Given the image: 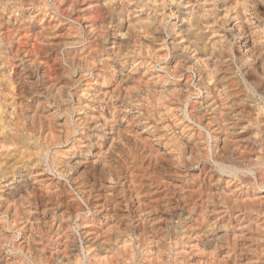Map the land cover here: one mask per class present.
<instances>
[{
	"label": "bare ground",
	"instance_id": "obj_1",
	"mask_svg": "<svg viewBox=\"0 0 264 264\" xmlns=\"http://www.w3.org/2000/svg\"><path fill=\"white\" fill-rule=\"evenodd\" d=\"M97 5H101L102 8H104L103 13L106 11L107 16L104 14V16H106L107 18H109V20L113 19L112 21L108 20L109 22L108 25L109 27L113 25L115 27H118V31H120L119 33H121L122 35H125L127 38L131 37V36H135V35H139L141 36V38H145L147 37V34L149 35L148 32V28L151 25V23H155L157 21V15H154V12L156 13H160L158 12L159 8L160 11H162V9H164L165 7H171L169 11L170 14L173 15V19L176 20V18L180 19L183 24H185V29L189 30L188 32H190V34L195 35L196 37L193 40L194 42L191 43L192 41H190V43L186 44H181L179 46H177V54L179 53L180 55H186L188 56V54L193 55L194 58V65H196L195 70L197 69L199 72V77L202 78L203 74H207L208 71H205V68L202 66L203 65V60L207 59V55L202 57V53H209V55L211 57H213L215 60L220 61V64L222 62H229L230 64H232V66L235 68L236 72L240 75L241 79H242V83L244 84V88H241L244 90L242 91L243 93H240L242 98H244V100H250L252 102L253 105V111L257 112L258 117L257 118H250L248 119V125L246 126V129H248L252 134V136L254 137L255 141H254V149H252V146H249L248 148L243 147V149H241V146L237 145H232L229 148H226L225 145L223 147V152L221 151V153H223L221 160L223 157L229 158L233 160V163H235L237 169L239 170H235L236 172L232 173L230 172V170H228V172H225V174L227 175V173H231L228 175V180H225V183L228 184V182L236 180L238 181V185L241 183H245V182H249V180L247 181L245 179V176L248 174L246 173L243 168L245 166L249 167L250 170H248L250 173H252L254 180H256L257 182V189L259 190V192L264 191V142L262 141V133L264 132V127L260 124V118L264 117V0H0V56L2 57V55H4L5 48L9 47V45L13 44V41H16V36L19 35L21 30H26L27 31V25L30 23L34 22H47L48 27L45 29V31L39 36L40 40H45L47 38L50 37H54L57 33L58 35H60L62 37V40L56 45L55 52L57 53H68L70 52L69 57L71 56V51H81L85 46L83 40L85 39V37H95L96 41L94 46V49L97 47V50L100 52L99 54H101V52H107V53H113L114 51V42L112 41V36L110 37L109 32L111 31H103L104 29H102L104 25L100 24L99 27H102V31L101 29L99 30V28H97L98 25H96L95 22V16L93 17L94 19H90L89 16H87L88 12L86 13L85 11H87L89 8H92L97 6ZM104 5V6H102ZM101 7H97V9L101 8ZM168 8V9H169ZM182 10V14L178 15L177 10ZM91 10V9H90ZM102 10V9H101ZM149 10V11H148ZM150 10L154 11L152 12V14L150 13ZM166 11V10H164ZM93 13V12H92ZM95 13V12H94ZM163 13V12H162ZM76 17H75V16ZM166 15V14H165ZM97 16V15H96ZM160 16V15H159ZM170 16V15H169ZM103 17V16H102ZM101 18V17H100ZM104 18V17H103ZM102 18V20H103ZM172 18V17H171ZM169 18V19H171ZM159 19V18H158ZM168 19V18H167ZM101 20V21H102ZM165 20V19H164ZM163 20V21H164ZM105 21V20H103ZM169 21V20H168ZM167 21V22H168ZM171 21V20H170ZM30 22V23H29ZM99 22V21H98ZM160 22V21H159ZM28 23V24H27ZM38 23H36L38 25ZM75 23L78 26H72L75 27L73 30L71 29V24ZM102 23V22H101ZM105 23V22H104ZM103 23V24H104ZM164 23V22H162ZM178 23V22H177ZM70 24V25H69ZM176 24V21L172 22V27H174ZM182 24V25H183ZM67 25L69 31L67 30V27L65 26ZM69 25V26H68ZM107 25V27L105 26L104 28H109ZM162 24H160L161 26ZM31 26V25H30ZM43 26V25H42ZM63 26V27H62ZM64 26L66 27V30L64 28ZM155 26V25H154ZM62 27V28H61ZM164 27V26H163ZM5 28H11L9 30V32L5 31L7 29ZM31 28V27H29ZM42 28V27H41ZM61 28V29H59ZM111 28V27H110ZM151 28V27H150ZM162 28V27H161ZM177 28V27H176ZM184 28V27H183ZM5 29V30H4ZM59 29V30H58ZM71 29V31H70ZM113 29V28H111ZM115 29V28H114ZM113 29V30H114ZM156 29V28H155ZM154 29V30H155ZM164 29V28H163ZM170 29V28H169ZM168 29V30H169ZM179 29V28H178ZM29 30V29H28ZM43 30V29H41ZM40 30V32H41ZM108 30V29H107ZM173 30V29H172ZM197 30V31H196ZM199 30V31H198ZM23 31V32H24ZM39 31V30H38ZM62 31V32H59ZM174 31V30H173ZM32 32V31H31ZM112 32V31H111ZM156 32V31H155ZM154 32V33H155ZM169 32V31H168ZM175 32V31H174ZM178 31H176L175 33H177ZM197 32V33H195ZM205 33V36L204 33ZM22 33V32H21ZM30 34L29 31H27V33H25V35ZM39 33V32H38ZM60 33V34H59ZM114 33V32H113ZM118 33V34H119ZM152 33V32H151ZM173 33V32H172ZM171 33V34H172ZM117 34V31H116ZM115 34V35H116ZM170 34V33H168ZM167 34V35H168ZM24 35V34H23ZM35 35V34H34ZM114 35V34H113ZM114 35V36H115ZM165 35V34H164ZM177 36V34H174ZM192 35V36H193ZM28 36V35H27ZM30 36V35H29ZM28 36V37H29ZM57 36V35H56ZM55 36V38H56ZM120 36V35H119ZM170 36V35H168ZM183 36V35H182ZM186 36V35H184ZM191 36V35H190ZM21 37V35H20ZM26 37V36H24ZM124 37V36H123ZM173 37V35H172ZM171 37V38H172ZM175 37V36H174ZM22 38V37H21ZM35 38V36H34ZM136 38V37H135ZM178 38V36H177ZM188 38V37H187ZM18 39H20L18 37ZM37 39V38H35ZM181 39V38H180ZM178 38V40H180ZM22 40V39H21ZM94 40V39H93ZM183 40V38L181 39V41ZM186 40V38L184 39ZM14 41V42H15ZM34 41V40H33ZM125 41H127L125 39ZM137 41V40H136ZM134 41V42H136ZM175 40H173L174 42ZM177 41V40H176ZM21 42V41H20ZM47 42V41H46ZM45 42V43H46ZM52 42V41H51ZM171 42V41H170ZM179 42V41H178ZM177 42V43H178ZM183 42V41H182ZM23 43V42H22ZM21 43V44H22ZM42 43V42H41ZM56 43V42H55ZM90 43V42H89ZM88 43V44H89ZM143 43V42H142ZM165 43V42H164ZM20 44V43H18ZM21 44L18 45L21 48ZM27 44V43H26ZM44 44V43H42ZM84 44V45H83ZM87 44V45H88ZM141 44V43H140ZM163 44V43H162ZM200 44V46L198 45ZM23 45H25L23 43ZM22 45V47H23ZM31 45V44H30ZM38 45V44H37ZM46 45V44H45ZM122 45V44H121ZM172 45V44H171ZM196 47H193V46ZM12 46V45H11ZM15 46V45H14ZM17 46V45H16ZM15 46V47H16ZM54 46V45H53ZM91 46V44L89 45ZM88 46V47H89ZM52 47V46H51ZM19 48V47H18ZM28 48V47H27ZM31 48V47H30ZM90 48V47H89ZM92 49V48H90ZM13 49V48H12ZM24 49V48H23ZM33 49V48H32ZM51 49V48H50ZM123 49V48H122ZM152 49V48H151ZM7 50V49H6ZM16 50V49H15ZM18 50V49H17ZM7 51H11V50H7ZM27 51V50H26ZM31 51V50H30ZM54 51V50H53ZM128 51V54H130L132 57L136 56V58L134 59V61L136 62L137 58H139V54L143 51L142 48L139 45H134L132 47V49L130 50H126ZM29 52V49H28ZM52 52V51H50ZM90 51H88L87 53H89ZM116 52V51H115ZM118 52V51H117ZM169 54H173V52L171 51V48L169 49V51H166ZM18 53V52H17ZM53 53V52H52ZM77 53V52H76ZM73 54L74 56L76 55ZM92 54V52H90ZM164 53V52H163ZM175 53V52H174ZM7 54V53H6ZM5 54V56H6ZM85 54V52H84ZM78 55L76 58H72L73 60H70L71 58H69V62L68 65H70V68H72V70L74 69V73L73 74H66V82H65V86L62 87L61 89L57 90L55 87L56 92H47L46 93V97L43 96V98L40 99V104L42 105V107H44L46 109L47 115L49 116V118L53 121V128H54V134L52 135L49 142V145H47L46 148L52 147V149H54L53 147L58 146L65 143L68 144L69 146L67 149H70V151L72 149H76V148H80L83 145H85V143L83 144L82 140L85 139L84 137L82 138V140H80L81 138L77 137V133H81L82 129H83V125L82 124V120H81V110L84 106L83 102H82V98L84 99L85 95H87V93L89 92L88 89L92 86L91 84L94 83L96 80L97 81V76H92V72L89 71V74L93 77L92 79H87L86 77V72L88 71V69L90 68V66H92V64L94 63L92 58H88L85 55ZM97 53H94L93 55H96ZM105 54V53H104ZM149 54V53H148ZM152 54V53H151ZM149 54V55H151ZM178 55H174L175 58ZM24 55V54H23ZM28 55V54H27ZM31 55V54H30ZM59 56H61L60 54H58ZM58 55H56L58 57ZM92 55V56H93ZM142 55V54H140ZM156 55V54H155ZM159 55V54H158ZM9 56V54H8ZM91 55H89L90 57ZM91 56V57H92ZM126 56V55H125ZM167 56V54H166ZM186 56V57H187ZM27 57V56H26ZM128 57V56H126ZM125 57V58H126ZM162 57V56H161ZM192 57V56H191ZM205 57V58H204ZM4 58V56L2 57ZM23 58V56H22ZM28 58V57H27ZM67 58V57H66ZM94 58V57H93ZM103 58V57H102ZM148 58V57H147ZM182 58V57H181ZM64 59V58H63ZM98 59V58H97ZM106 59V58H105ZM131 59V58H130ZM160 58H158V56L152 60L149 61V63L147 64L150 65L149 70L154 69L155 71H157L158 73L160 71H164L165 67L162 65V63L158 60ZM212 59V58H211ZM210 59V60H211ZM212 59V60H214ZM1 63H2V59H0ZM4 60V59H3ZM31 60V59H30ZM100 60V59H99ZM133 60V58H132ZM166 60V59H165ZM214 60V61H215ZM5 61H7V59H5ZM9 61V60H8ZM7 61V62H8ZM27 61V60H26ZM32 61V60H31ZM30 61V62H31ZM20 62V61H19ZM29 62V61H28ZM27 62V63H28ZM29 62V63H30ZM61 62V61H59ZM142 62V61H141ZM166 62V61H164ZM209 62V61H208ZM18 63V62H17ZM16 63V65H17ZM191 63V64H193ZM219 63V62H217ZM216 63V64H217ZM229 63H227V65L229 66ZM6 63L4 62V65ZM32 64V63H31ZM184 64H186L184 62ZM209 64V63H208ZM211 65L215 64V62L210 63ZM225 64V63H224ZM3 65V63L1 64V66ZM10 65V64H9ZM27 64H25L26 66ZM64 65V64H63ZM97 65V64H96ZM133 65V64H132ZM136 65V63H135ZM166 65V64H165ZM178 65V64H177ZM176 65V66H177ZM207 65V63H206ZM223 66V64H221ZM20 68L23 69L24 64L23 61L21 60V62L19 63ZM29 66V65H28ZM146 66V67H147ZM186 66V65H185ZM205 66V64H204ZM218 66V65H217ZM220 66V65H219ZM31 67V65H30ZM32 67H35L32 66ZM65 67V65H64ZM64 67L62 69H64ZM143 67V66H142ZM175 68V62H174V66ZM195 67V66H194ZM12 68V67H11ZM10 68V69H11ZM28 70L32 73V69L29 67ZM25 68V69H26ZM68 68V67H67ZM96 68V67H95ZM149 68V66H148ZM147 68V69H148ZM170 68V67H168ZM186 68V67H185ZM192 68V67H191ZM212 68V67H211ZM210 68V69H211ZM230 68V67H229ZM2 69V68H1ZM0 69V70H1ZM94 69V68H93ZM92 69V71H93ZM146 69V70H147ZM176 69V68H175ZM174 69V70H175ZM213 69V68H212ZM8 70V69H6ZM12 70V69H11ZM27 70V69H26ZM27 70V71H28ZM65 70V69H64ZM69 70V68H68ZM71 70V72H73ZM170 70V69H169ZM181 70V69H180ZM208 70V69H207ZM224 70V69H223ZM4 71V69H3ZM10 71V70H9ZM21 71V70H20ZM21 71V72H22ZM25 71V72H27ZM153 71V70H152ZM166 71V70H165ZM173 71V69H172ZM227 71V69H226ZM231 71V70H229ZM234 71V69L232 70V72ZM91 72V73H90ZM94 72V71H93ZM171 72V70H170ZM197 72V71H196ZM197 72V73H198ZM213 72V70H212ZM216 72V69H215ZM235 72V71H234ZM3 73V72H2ZM1 73V74H2ZM5 73H7L5 71ZM29 73V72H28ZM30 73V74H31ZM64 73V72H62ZM102 73V72H100ZM151 73V72H150ZM154 73V72H153ZM151 73V74H153ZM174 73V72H172ZM236 73V75H237ZM27 74V73H26ZM36 74V73H33ZM32 74V75H33ZM95 74H99L98 72ZM150 74V75H151ZM185 74V73H184ZM190 74V73H189ZM211 74V73H210ZM218 74V72H217ZM216 74V75H217ZM235 74V73H234ZM4 75V73L2 74ZM0 75V76H2ZM8 75V74H7ZM5 75V76H7ZM29 75V74H28ZM100 75V74H99ZM102 75V74H101ZM156 75V74H155ZM162 74L159 73V79H160V83H164L163 85H167V83H169L172 80H168L170 76H168V78H163V76H161ZM165 75V74H164ZM176 75V74H174ZM173 75V76H174ZM180 75V74H179ZM212 75V74H211ZM215 75V74H214ZM215 75V76H216ZM225 75V74H224ZM35 76V75H34ZM34 76H30L27 77V79H23L20 82L21 88H26L28 87L29 89H27L29 91V95L30 96H35L36 94V90L35 89V78ZM37 76V74H36ZM103 76V75H102ZM154 76V75H153ZM152 76V77H153ZM177 76V75H176ZM175 76V77H176ZM202 76V77H201ZM232 74L230 75L229 78H231ZM63 77V76H62ZM90 77V76H88ZM94 77H96V79H94ZM104 77V76H103ZM178 77V76H177ZM211 77V76H209ZM220 77V76H219ZM218 77V79H219ZM223 77V76H222ZM220 77V78H222ZM227 77V76H224ZM223 77V78H224ZM235 77V76H234ZM232 77V78H234ZM239 77V76H238ZM4 78V77H2ZM8 78V77H7ZM171 78V77H170ZM213 78V77H212ZM212 78L210 79L212 81ZM237 78V77H236ZM5 79V78H4ZM149 79V78H147ZM146 79V80H147ZM154 79V78H153ZM158 79V78H157ZM174 79V78H173ZM206 79V78H205ZM209 79V78H208ZM207 79V80H208ZM215 79V77L213 78ZM216 81H219V80ZM1 80V79H0ZM15 80V78H14ZM17 80V79H16ZM102 80V78H101ZM142 80V79H141ZM151 80V79H150ZM169 82H168V81ZM175 80V79H174ZM173 80V82H174ZM177 80H180L179 78H177ZM176 80V81H177ZM188 80V79H187ZM186 80V81H187ZM224 79H222L223 81ZM229 80V79H228ZM237 80V79H236ZM240 80V78H239ZM3 81V80H2ZM9 81V79H8ZM6 81V82H8ZM10 80V84L13 85L11 83ZM19 81V80H18ZM17 81V82H18ZM38 81V80H37ZM100 81V80H99ZM99 81L97 83H99ZM152 81V80H151ZM157 81V80H156ZM183 81V80H182ZM231 81V80H230ZM150 82V81H147ZM172 82V83H173ZM179 82V81H178ZM206 82H210L209 80ZM220 82V81H219ZM1 83V82H0ZM5 83V82H4ZM15 83V81H14ZM100 83H102L100 81ZM99 83V84H100ZM145 83V82H144ZM152 83V82H151ZM155 83V82H154ZM185 83V82H184ZM214 83V81H213ZM223 83V82H222ZM221 83V85H222ZM230 83V82H229ZM3 84V83H2ZM9 84V85H10ZM19 84V82H18ZM17 84V85H18ZM142 84V83H141ZM158 83V85H161ZM183 84V83H182ZM203 84V83H202ZM216 84V83H214ZM213 84V85H214ZM224 85H226L225 83H223ZM228 84V83H227ZM233 84V82H232ZM61 85V84H60ZM75 85H78V91L77 90H72L73 87ZM101 85V84H100ZM99 85V86H100ZM147 85V83H146ZM145 85V86H146ZM197 85V84H196ZM199 85V84H198ZM205 85V84H203ZM237 86V84H235ZM240 85V82H239ZM238 85V87H239ZM14 86V85H13ZM12 86V87H13ZM34 86V87H33ZM97 86V87H99ZM105 86V85H104ZM110 86V85H109ZM156 86V85H155ZM170 86V85H169ZM182 86V85H181ZM230 86V85H229ZM234 86V85H232ZM231 86V87H232ZM235 86V88H236ZM60 86L58 85L57 88H59ZM101 87V86H100ZM152 87V86H151ZM162 87V86H161ZM184 87V85L182 86ZM187 87V86H186ZM193 87V86H192ZM204 87V86H203ZM206 87H208V85H206ZM214 87V86H213ZM213 87H211L213 89ZM216 87V86H215ZM237 87V88H238ZM15 88V87H14ZM34 88V89H33ZM76 88V86L74 87ZM115 89H118L116 87H114ZM150 88V86L148 87ZM198 88V87H197ZM218 88V87H216ZM227 88H229L227 86ZM46 90V88H44ZM113 87L111 88L112 91ZM160 89V88H158ZM163 89V88H162ZM161 89V90H162ZM179 89V88H178ZM185 89V88H184ZM194 89V88H193ZM200 89V88H199ZM198 89V91H200ZM202 89V87H201ZM209 89V88H208ZM222 89H225L222 85ZM12 89H10L11 91ZM19 90V89H18ZM21 90V89H20ZM19 90V91H20ZM43 90V89H42ZM92 90V89H91ZM96 90V89H94ZM101 90V89H100ZM105 90V89H104ZM119 90V89H118ZM121 90V89H120ZM119 90V92H120ZM137 90V89H136ZM153 90V89H152ZM157 91V89H155ZM160 90V91H161ZM175 90V89H174ZM210 90V89H209ZM219 90L216 89V91ZM221 90V88H220ZM226 90V89H225ZM224 90V92H225ZM228 90V89H227ZM3 91V90H2ZM17 91V90H16ZM15 91V92H16ZM38 91V90H37ZM98 91V89H97ZM103 91V90H102ZM110 91V90H109ZM110 91V92H111ZM115 91V90H114ZM112 91V92H114ZM154 91V90H153ZM178 91V90H177ZM191 91V90H190ZM189 91V92H190ZM193 91V90H192ZM197 91V92H198ZM211 91V90H210ZM215 91V92H216ZM223 91V90H222ZM232 91V90H231ZM237 91H239L237 89ZM7 93V91H5ZM9 92V90H8ZM14 91L11 92V97ZM14 92V93H15ZM22 92H24L22 90ZM42 92V91H41ZM40 92V93H41ZM44 92V91H43ZM93 92V90H92ZM99 92V91H98ZM109 92V93H110ZM117 92V91H116ZM114 92L115 97L118 96V93ZM152 92V91H151ZM159 93V91H157ZM174 92V91H172ZM180 92V91H179ZM196 92V93H197ZM209 92V91H208ZM219 92V91H218ZM218 92L217 95L218 96ZM221 92V93H224ZM227 92V91H226ZM230 92V91H229ZM228 92V94H229ZM235 92V91H234ZM4 93V92H3ZM21 93V92H19ZM28 93V92H27ZM95 93V92H94ZM91 93V94H94ZM101 93V92H100ZM149 93V92H148ZM161 93V92H160ZM159 93V94H160ZM199 93V92H198ZM203 93V92H202ZM210 93V92H209ZM214 93V92H213ZM211 93V94H213ZM233 93V92H232ZM238 93V92H237ZM5 94V93H4ZM3 94V95H4ZM9 94V93H8ZM98 96L99 94L96 93ZM120 94V93H119ZM187 94V93H186ZM185 94V95H186ZM226 94V93H225ZM1 95V93H0ZM2 95V96H3ZM14 95V94H13ZM28 95V94H27ZM41 95V94H40ZM43 95V94H42ZM112 95V94H110ZM112 95V96H113ZM147 95V94H146ZM181 95V94H180ZM184 95V96H185ZM189 95V94H188ZM187 95V96H188ZM201 95V94H200ZM232 95V94H231ZM232 100H235L234 97ZM7 95H4V98ZM26 99V95H24ZM23 96V97H24ZM89 96V95H88ZM87 96V97H88ZM112 96L106 95V92H102L101 96H99V98H101L104 101V105L103 108L98 110L95 109L96 111L91 113L90 115V119L94 122V124H96V126L99 128L98 129V136H95V138L97 137L96 142H94V146L96 148L95 152H90L87 154H83L81 156H79L78 160H77V173L74 177H72V179L70 180V183H72L75 191H76V195H78V197L83 200V202L88 206L89 209H92L93 212L95 213L94 215H97L98 219L100 220V222L98 223L99 225H95L92 223V221H86V224H82L83 227H86L85 229V233L87 234H92L93 238L96 237V235L100 234V230L98 231L97 228H101V230L103 229L102 232L104 233H108L109 232L112 234L114 233V235L116 234L121 236L120 242L122 244L123 247V253L119 254L118 251L115 249V253H113L114 255H120L118 256V258H116L115 262H112V264L117 263V262H126L131 260L130 258H133L132 253L133 252V245H136L135 248L138 249H142V251H140V253H143V262L145 264H264V194L262 195H256V196H250L248 195H241L234 197L235 199L231 200L232 203H230L229 205H225L223 208H226L228 206L231 207L232 210H234V212L232 213V217H233V221L231 223L228 224L227 226V230L224 233V239L222 238V240H214L211 237H208L206 235H198L199 233L196 232V235H194V240H189L186 242H182L183 246L176 248L175 241L173 242H169L168 247L166 249H168L167 252H165V247L167 244L162 245V244H157L154 248L153 251V247L152 249H148L145 248L144 246L148 244V241H151L150 238L147 242V244L144 245L143 239H141L138 235H146V233H158L161 229H162V221H160L161 219L164 220L163 218H157L156 214L159 213H167L173 211L176 207L177 204H182L185 207H190L194 201H199L200 200H205L206 202H216L213 201L215 200L214 196L217 193V191H214V181L216 179H214V174L213 172L207 167H199L197 168V164L195 161H190V156L194 155V153L192 152L193 149H196L200 146V138L198 139V141L195 142H189L187 144V141H191V135L188 134L187 136H184L186 143L183 141V145L186 144L187 145V149L188 151L184 153L182 159L179 158V154L178 151L176 152V147L175 149L173 148L172 144L170 143L171 141V137L168 133V122H166V119L170 116L174 115V110L172 108V106L168 105V103H166V101H164V104H167L166 106L164 104H162L161 111H157V109L155 110V112L151 111L152 115H151V120H147L148 122L144 121V117L143 122H146L145 124H143L142 126H138L137 124H129L130 121H128V124L126 123L127 127L121 131V132H115V129L113 128L114 123L116 122V112L118 110H115V106H116V101L115 106L113 103V99ZM145 96V95H144ZM170 96V95H169ZM168 96V97H169ZM173 95H171L172 97ZM197 97L199 95H196ZM209 96V95H208ZM219 96H225V95H220L219 92ZM235 96V95H234ZM10 97V96H9ZM10 97V98H11ZM22 97V96H20ZM22 97V98H23ZM36 97V96H35ZM72 97L75 99V103H72ZM126 97V96H125ZM131 97V95H130ZM139 97V96H137ZM178 97V96H177ZM189 97V96H188ZM203 97V95H202ZM214 97V96H213ZM227 97V96H226ZM8 98V96H7ZM30 98V97H28ZM27 98V99H28ZM90 98V97H88ZM98 98V97H97ZM127 98H129L127 96ZM134 98V96H133ZM154 98V96H153ZM175 98V97H174ZM183 98V97H182ZM200 98V97H199ZM209 98V97H208ZM207 98V100H208ZM222 98V97H221ZM225 98V97H224ZM237 98V97H236ZM6 99V98H5ZM3 99V102H5ZM26 99V100H27ZM31 99V98H30ZM37 99V98H36ZM87 99V98H85ZM157 99V97H156ZM205 99V98H204ZM210 99H212L210 97ZM209 99V100H210ZM227 99H229V97H227ZM225 98L224 104L227 100ZM1 100V99H0ZM117 100V99H115ZM120 100V98H119ZM122 100V99H121ZM121 100L119 102H121ZM165 100V99H164ZM170 100V99H169ZM167 100V101H169ZM195 100V99H194ZM197 100V99H196ZM231 100V102H232ZM239 100V99H238ZM241 100V99H240ZM243 100V99H242ZM2 101V100H1ZM29 101V100H28ZM37 101V100H36ZM39 101V100H38ZM155 101V99H154ZM173 101V100H172ZM205 101V100H204ZM211 101V100H210ZM210 101H207L210 102ZM216 101V99L214 100ZM118 102V103H119ZM123 102V101H122ZM121 102V103H122ZM133 102V101H132ZM149 102V100H148ZM152 102V101H151ZM171 102V100L169 101ZM181 102V101H180ZM213 102V101H211ZM223 102V101H221ZM2 103V102H1ZM0 103V104H1ZM8 103V102H7ZM103 103V102H102ZM126 104V102H124ZM130 103V102H129ZM136 103V102H135ZM185 104L186 101L184 102V100L182 101V104ZM206 103V105H207ZM228 103V102H227ZM235 103V102H232ZM230 103V104H232ZM238 102L236 101L235 105ZM249 103V102H248ZM247 103V104H248ZM9 104V103H8ZM39 104V105H40ZM101 104V103H100ZM99 104V105H100ZM131 104V103H130ZM139 104V103H138ZM154 105V102L152 103ZM160 104V103H159ZM158 104V105H159ZM189 103H187V105H184V108L186 106H188ZM210 104V103H209ZM220 105V108L223 107V105ZM229 103L226 104L225 108L227 107L228 109L231 108L228 107L230 105ZM241 104V103H240ZM246 104V103H244ZM40 105V106H41ZM87 105V104H85ZM120 105V104H119ZM128 105V104H127ZM150 105V103H149ZM148 105V106H149ZM173 105V104H172ZM177 104H175L176 106ZM199 105V104H198ZM204 105V104H203ZM211 105V104H210ZM214 105V104H213ZM228 105V106H227ZM232 105V106H235ZM243 105V103H242ZM241 105V106H242ZM2 106V105H1ZM0 106V107H1ZM7 108V104L5 103V105ZM9 106V105H8ZM12 106V105H11ZM101 106V105H100ZM131 106V105H129ZM135 106V104H134ZM139 106V105H138ZM147 106V107H148ZM219 106V103H218ZM238 106V104L236 105ZM240 106V105H239ZM238 106V107H239ZM248 106V105H247ZM250 106V104H249ZM123 107V106H122ZM120 108L122 111L123 108ZM137 107V106H136ZM135 107V108H136ZM151 108H154L153 106H150ZM159 107V106H158ZM212 107V106H211ZM216 107V106H215ZM86 108V107H85ZM126 109V106L124 107ZM130 108V107H129ZM134 108V109H135ZM149 108V107H148ZM178 108V107H175ZM194 108V107H193ZM199 108V107H198ZM210 108V107H209ZM214 108V106L212 107ZM245 108V107H244ZM250 108V107H249ZM252 108V107H251ZM5 109V107L3 108V110ZM186 109V108H185ZM211 109V108H210ZM209 109V110H210ZM218 109V108H217ZM223 109V108H221ZM220 109V110H221ZM240 109V108H238ZM237 109V111H238ZM11 110V109H10ZM8 110L10 113L11 111ZM141 110V109H139ZM177 110V109H176ZM187 110V109H186ZM207 110L206 112L208 113ZM226 110V109H225ZM233 110V109H232ZM243 110V109H242ZM252 110V109H251ZM250 110V111H251ZM4 111H7L6 109ZM2 111V112H4ZM83 111H85L83 109ZM82 111V112H83ZM138 111V110H137ZM147 111V110H146ZM216 111V110H215ZM214 111V112H215ZM219 111V110H218ZM227 111V110H226ZM225 111V112H226ZM231 111V109H230ZM245 111V110H244ZM247 111V110H246ZM250 111L248 110V113H250ZM1 112V111H0ZM123 112V111H122ZM126 112V111H124ZM133 112V111H132ZM135 112V110H134ZM174 112V113H172ZM180 112V110H179ZM220 112V111H219ZM224 112V109L218 114L219 117L220 115L222 116V113ZM224 112V113H225ZM235 112V111H234ZM13 113V112H12ZM84 113V112H83ZM121 113V112H120ZM140 113V111H139ZM138 113V114H139ZM192 113V112H191ZM210 113V112H209ZM228 113V112H227ZM230 113V112H229ZM240 113V111H239ZM242 113V112H241ZM247 112H245L246 114ZM247 113V114H248ZM14 114V113H13ZM122 114V113H121ZM133 114V113H132ZM136 114V113H135ZM142 114V113H141ZM150 114V113H149ZM186 114V113H185ZM215 114V113H214ZM226 114V113H225ZM235 114V113H233ZM237 114V113H236ZM244 114V115H245ZM255 114V113H254ZM1 115V114H0ZM168 115V117H167ZM212 115V114H210ZM26 116V115H25ZM89 116V115H88ZM129 116V115H128ZM134 116V115H133ZM136 116V115H135ZM138 116V115H137ZM145 116V115H144ZM176 116V114H175ZM180 116V115H179ZM185 116V115H184ZM194 117V114H191V117ZM214 116V115H213ZM211 117L210 119L213 120L214 117ZM233 117H235L234 115H232ZM249 115H247L246 117H248ZM31 117V116H29ZM118 117V116H117ZM121 117V116H120ZM119 117V118H120ZM125 117V116H124ZM132 117V116H130ZM146 117V116H145ZM174 117V116H173ZM181 117V116H180ZM190 117V116H189ZM188 117V118H189ZM192 117V119H193ZM200 116H198L199 118ZM207 117V116H206ZM218 117V118H219ZM231 117V114H230ZM118 118V119H119ZM129 118V117H127ZM134 118V117H132ZM147 118V117H146ZM177 118V116H176ZM175 118L174 122H177ZM187 118V117H186ZM195 118V117H194ZM197 118V119H198ZM222 118V117H221ZM227 118V117H226ZM237 118V117H235ZM240 118V117H239ZM242 118H244V116L242 115ZM29 119V118H28ZM83 119V118H82ZM89 119V118H88ZM122 119V118H120ZM130 119V118H129ZM135 119V118H134ZM133 119V120H134ZM137 121L138 118L136 117ZM141 119V118H140ZM148 119V118H147ZM200 119V118H199ZM202 119V118H201ZM217 119V116H216ZM231 119V118H230ZM241 119V118H240ZM86 119H84L85 121ZM174 120V118H173ZM173 120L171 122H173ZM186 120V119H184ZM191 121V119H189ZM208 120V121H211ZM218 120V119H217ZM227 120V119H226ZM236 120V119H235ZM238 120V119H237ZM31 121V120H30ZM29 121V122H30ZM40 121V120H39ZM38 122H35L33 124L34 126V132L38 134V138L41 134V130H42V125ZM89 121V120H88ZM169 121V119H168ZM179 121V120H178ZM187 121V120H186ZM194 121V120H193ZM198 121V120H196ZM201 121V120H200ZM215 122V119L213 120ZM220 121V120H219ZM229 121V119H228ZM227 121V122H228ZM121 122V121H119ZM133 122V121H131ZM136 122V121H135ZM142 122V120L140 121ZM170 122V121H169ZM182 122V120L180 121ZM180 122H177L175 124L180 125ZM188 122V121H187ZM204 122V121H202ZM206 122V121H205ZM222 122V121H221ZM232 122V120H231ZM238 122V121H237ZM236 122V123H237ZM242 122V121H241ZM264 122V121H262ZM33 123V122H31ZM184 123V122H183ZM192 123H196V122H192ZM191 123V124H192ZM210 123V122H208ZM208 123L206 124L208 127ZM213 123V122H211ZM225 123V122H223ZM230 123V121H229ZM233 123V122H232ZM116 124V123H115ZM140 124V123H139ZM174 123H172L173 125ZM186 124V123H185ZM190 124V127H191ZM203 125H205L204 123H202ZM216 124V123H213ZM212 124V125H213ZM235 124V123H234ZM239 124V122H238ZM118 125V123H117ZM125 125V124H124ZM201 125V126H203ZM226 125V124H225ZM229 124H227L228 126ZM232 128V124H230ZM246 125V124H245ZM30 126V124H29ZM178 126V125H177ZM189 125H180L177 127V129L180 131V134H184L186 132V130L189 128ZM211 126V125H210ZM221 126V125H220ZM219 126V127H220ZM236 126V125H233ZM241 126V125H240ZM238 125V127H240ZM243 126V125H242ZM214 127V126H213ZM222 127V126H221ZM220 127V128H221ZM237 127V126H236ZM244 127V126H243ZM32 128V127H30ZM52 128V127H51ZM86 128V126L84 125V129ZM117 128V127H116ZM119 128V127H118ZM170 128V127H169ZM176 128V127H175ZM210 128V127H209ZM228 127V129H230ZM1 129V128H0ZM123 129V128H122ZM226 129V128H225ZM240 129V128H238ZM242 129V127H241ZM240 129V130H241ZM27 130V129H26ZM86 130V129H85ZM173 130V129H172ZM170 130V132L172 131ZM200 129H197V132ZM209 130V129H207ZM211 130V129H210ZM213 130V129H212ZM211 130V131H212ZM215 130V129H214ZM233 130V129H232ZM239 130V131H240ZM243 130V129H242ZM17 131V130H16ZM119 131V130H118ZM195 131V130H193ZM205 131V130H204ZM219 131V130H218ZM229 131V130H228ZM235 131V130H234ZM238 131V132H239ZM4 132V131H3ZM15 132V131H14ZM28 132V131H27ZM44 132V131H42ZM178 132V131H177ZM176 132V133H177ZM188 132V131H187ZM192 132V129H191ZM190 132V133H191ZM203 132V131H201ZM224 132V131H221ZM236 132V131H235ZM46 133V132H44ZM44 133H42L44 135ZM51 133V132H50ZM172 133V132H171ZM170 133V134H171ZM174 133V132H173ZM196 133V132H195ZM200 133V132H199ZM205 133V132H204ZM220 133V132H219ZM0 134L2 135V129ZM5 134V132L3 133ZM36 134V135H37ZM49 134V132L47 133ZM85 135V133H83ZM197 134V133H196ZM195 134V135H196ZM209 134V132H208ZM208 134H206L208 136ZM225 135L226 132L224 133ZM82 135V134H81ZM83 135V136H84ZM89 135V134H88ZM185 135V134H184ZM194 135V136H195ZM198 135V134H197ZM211 135V134H210ZM218 135V134H217ZM223 135V134H222ZM225 135H223L225 137ZM42 136V135H41ZM47 136V135H46ZM45 136V137H46ZM177 136V135H176ZM204 136V135H202ZM212 136V135H211ZM222 136V137H223ZM243 136V135H242ZM5 137V136H4ZM35 137V135H34ZM48 137V136H47ZM81 137V136H80ZM86 137V136H85ZM174 137V135H173ZM172 137V138H173ZM181 137V136H180ZM197 137V136H196ZM201 137V136H199ZM216 137V136H215ZM223 137V139H225ZM245 137V136H244ZM243 137V139H244ZM250 137V136H249ZM248 137V139H249ZM3 138V135H2ZM29 138V137H28ZM27 138V139H28ZM37 138V139H38ZM43 138V137H41ZM178 138V137H177ZM211 138V137H210ZM229 138V135H228ZM252 138V137H251ZM264 138V137H263ZM36 139V138H35ZM47 139V138H46ZM202 139V138H201ZM220 139V136H219ZM173 140V139H172ZM176 140V139H175ZM183 140V139H182ZM205 140V139H203ZM209 140V139H208ZM214 140V139H213ZM222 140V138L220 139ZM227 140V137H226ZM229 140V139H228ZM234 140V139H233ZM232 140V141H233ZM238 140V139H236ZM245 140V139H244ZM7 141V140H6ZM43 141H45L43 139ZM48 141V140H47ZM46 141V142H47ZM90 141V140H89ZM224 141V140H223ZM243 141V140H242ZM2 142V141H1ZM0 142V143H1ZM41 142V140H40ZM174 142V140L172 141ZM179 142V141H177ZM181 142V140H180ZM208 142V141H207ZM214 142V141H213ZM212 142V143H213ZM235 141H233L234 143ZM45 143V142H44ZM205 143V141H204ZM215 143V142H214ZM225 144L227 143L224 142ZM238 143V142H237ZM241 143V142H240ZM247 143V142H245ZM40 144V143H39ZM91 144V142H90ZM202 144V143H201ZM182 145V144H181ZM180 145V146H181ZM204 145V144H203ZM209 145V144H208ZM220 145V144H219ZM221 145V146H223ZM241 145V144H240ZM0 145V149L2 148ZM43 146V145H42ZM66 146V145H65ZM64 146V147H65ZM211 146V145H210ZM6 147V146H5ZM57 147V148H58ZM62 147V146H61ZM184 147V146H183ZM203 147V146H202ZM201 147V148H202ZM208 148V146H206ZM215 147L217 148V146L215 145ZM219 147V146H218ZM16 148V147H15ZM45 148V146H44ZM43 148V149H44ZM63 148V147H62ZM212 148V147H211ZM5 149V148H4ZM3 149V150H4ZM38 149V148H37ZM40 149V148H39ZM42 149V150H43ZM65 149V148H64ZM66 149V150H67ZM81 149V148H80ZM184 149V148H183ZM186 149V148H185ZM204 149V148H203ZM210 149V148H209ZM218 149V148H217ZM2 150V149H1ZM16 150V149H15ZM25 150V149H24ZM77 150V149H76ZM207 149H205L206 151ZM21 151V149H20ZM74 151V150H73ZM81 151V150H79ZM219 151V150H218ZM217 151V152H218ZM254 151V152H252ZM3 152V151H1ZM37 152V151H36ZM48 152V150H47ZM52 152V151H50ZM56 152V149H55ZM54 150L52 153H55ZM66 152V151H65ZM68 152V151H67ZM72 152V151H71ZM78 152V150H77ZM216 152V151H214ZM43 153V151H42ZM45 153V152H44ZM43 153V154H44ZM86 153V152H85ZM193 153V154H191ZM202 153V151H201ZM204 153V150H203ZM206 153V152H205ZM257 153V154H256ZM21 154V153H20ZM50 154V153H49ZM207 154V153H206ZM214 154V153H213ZM220 154V153H218ZM0 154V158H1ZM47 155V154H46ZM197 155V154H196ZM44 156V155H42ZM52 156V155H51ZM181 156V154H180ZM200 156V155H199ZM198 156V157H199ZM203 155H201L200 158ZM221 156V154H220ZM6 157V155H5ZM193 157V156H192ZM211 157V156H210ZM44 158V157H43ZM54 158V157H53ZM52 158V159H53ZM196 158V156L194 157ZM218 158V157H217ZM51 159V158H50ZM48 159V160H50ZM55 159V158H54ZM180 159V160H179ZM199 159V158H198ZM204 159V158H203ZM215 159V158H214ZM1 160V159H0ZM57 160V159H56ZM192 160V158H191ZM200 160V159H199ZM213 160V159H212ZM216 160V159H215ZM228 160V159H227ZM58 161V160H57ZM196 161H198L196 159ZM206 161V160H205ZM220 161V159H219ZM225 161V160H224ZM235 161V162H234ZM52 162H54V160H52ZM76 162V161H74ZM211 162V161H210ZM231 162V160H230ZM230 162H228L229 164H231ZM1 163V162H0ZM48 164H51V161L47 162ZM55 163V162H54ZM198 163V162H197ZM203 163V162H202ZM213 163V162H212ZM215 164L219 165V168L222 167L221 163L222 162H218L216 160V162H214ZM2 164V163H1ZM49 164V165H50ZM205 164V163H204ZM214 164V165H215ZM55 165V164H54ZM53 165V166H54ZM208 165V164H207ZM51 166V165H50ZM197 166V167H196ZM49 167V166H48ZM218 167V166H217ZM54 169V167H52ZM226 168V167H225ZM235 168V167H234ZM232 167V169H234ZM45 169V168H44ZM50 169V168H49ZM57 169V168H56ZM55 170V169H54ZM60 170V169H59ZM75 171V170H74ZM227 171V170H226ZM232 171V170H231ZM49 172V171H48ZM224 172V169H223ZM57 173V172H56ZM217 173V172H216ZM62 174V173H61ZM50 175V174H48ZM251 174H249V176L246 177H250ZM55 176V175H54ZM61 176V175H60ZM72 176V175H71ZM223 175H221L222 177ZM49 177V176H48ZM47 177V178H48ZM44 178H46L44 176ZM50 178V177H49ZM48 178V179H49ZM59 178V177H58ZM218 178V177H217ZM224 178V177H223ZM40 179V178H38ZM53 179V177H52ZM60 179V178H59ZM63 179V178H62ZM70 179V178H69ZM248 179V178H247ZM37 179H35L36 181ZM46 180V179H45ZM64 181L67 179H63ZM39 180H37L38 182ZM42 181V180H40ZM63 181V182H64ZM221 181V180H220ZM251 181V180H250ZM48 182V181H47ZM46 182V183H47ZM62 183H60L59 181H57L56 185L59 186V190H60V194L62 195V202L60 206L66 207V208H72L74 210V212L79 213L82 210V203L79 202L80 200H78V197L74 194L71 193V189L69 190L68 188L65 187V185ZM68 182V181H67ZM216 182V181H215ZM218 182V179H217ZM222 182V181H221ZM253 182V181H252ZM20 183V182H19ZM40 184V182H38ZM66 183V182H64ZM220 183V182H218ZM232 183V182H231ZM255 183V182H253ZM18 184V183H17ZM224 184V183H223ZM44 185V184H43ZM42 185V186H43ZM47 185V184H46ZM71 185V184H70ZM69 185V186H70ZM45 186V185H44ZM224 186V185H223ZM234 186V185H232ZM237 186V183H236ZM235 189H230L228 190L229 193H234V192H242V189H240L238 186ZM254 186V188H256ZM18 187V185L16 186ZM15 187V189H16ZM249 188V186H247ZM246 187V188H247ZM10 188V187H8ZM23 188V186H22ZM21 188V189H22ZM72 188V187H71ZM228 188V186H227ZM251 188V187H250ZM15 189L10 188V190H7L8 192L10 191L12 194L15 195ZM223 189V188H222ZM56 191V190H55ZM58 191V190H57ZM227 191V190H226ZM247 191V190H246ZM224 192V191H223ZM258 192V191H257ZM21 193V192H20ZM56 193V192H55ZM225 193V192H224ZM246 193V192H245ZM255 193V192H254ZM11 194V195H12ZM17 194V193H16ZM226 194V193H225ZM237 194V195H238ZM243 194V193H242ZM247 194V193H246ZM259 194V193H258ZM21 195V194H20ZM59 195V194H58ZM223 195V194H221ZM220 195V196H221ZM229 195V194H228ZM226 195V196H228ZM252 195V193H251ZM17 196V195H16ZM14 196V197H16ZM230 196V195H229ZM12 197V196H11ZM9 196V199L11 198ZM217 197V196H216ZM219 197V195H218ZM233 197V196H232ZM225 198V197H224ZM58 199V198H57ZM221 200H223L221 198ZM229 200V199H228ZM227 200V201H228ZM224 201V200H223ZM222 201V202H223ZM227 201H225L227 203ZM58 202V201H57ZM203 202V201H202ZM221 202V203H222ZM224 202V204H225ZM81 203V204H80ZM196 204V203H195ZM203 204V203H202ZM205 204V203H204ZM219 204V203H217ZM223 204V203H222ZM190 205V206H189ZM209 205V204H208ZM207 205V206H208ZM221 205V204H220ZM52 206V205H51ZM58 206V205H57ZM178 206V205H177ZM194 206V204H193ZM201 206V205H200ZM206 206V205H205ZM206 206V207H207ZM85 207V206H84ZM184 207V208H185ZM197 207V206H196ZM209 207V206H208ZM214 207V205H213ZM54 208V207H53ZM52 208V209H53ZM56 208V207H55ZM54 208V209H55ZM179 208V207H178ZM182 208V207H181ZM180 208V209H181ZM191 208V207H190ZM199 208V207H198ZM205 208V207H204ZM229 208V207H228ZM227 208V209H228ZM65 209V208H64ZM62 209V210H64ZM87 209V208H86ZM183 209V208H182ZM181 209V210H182ZM193 209V208H192ZM207 209V208H206ZM225 209V210H227ZM49 210V209H48ZM58 210V209H57ZM61 210V208H60ZM69 210V209H67ZM185 210V209H184ZM200 214L202 213L201 209H199ZM217 210V208H216ZM231 210V211H232ZM176 211V210H175ZM205 211V209H204ZM236 211V212H235ZM69 212V211H68ZM67 212V213H68ZM174 212V211H173ZM185 213V211H183ZM218 212V211H217ZM222 212L224 213V211L219 208V213L220 215L222 214ZM91 213V212H89ZM177 214H179L178 212H176ZM181 213V212H180ZM187 213V211H186ZM216 213V212H215ZM62 214V213H61ZM175 214V213H174ZM192 214V213H191ZM196 214V213H195ZM199 214V213H198ZM197 214V215H198ZM218 214V213H217ZM66 215V214H65ZM69 215V214H68ZM75 215V214H74ZM85 215V214H84ZM86 215H89L88 213ZM170 215V214H169ZM168 215V216H169ZM172 215V214H171ZM54 216V215H53ZM59 216V215H58ZM57 216V217H58ZM64 216V214H63ZM73 216V214H72ZM82 216V215H80ZM90 216V215H89ZM167 216V214H166ZM165 216V217H166ZM177 216V215H176ZM175 216V217H176ZM182 216V214H181ZM194 216V215H193ZM196 216V215H195ZM203 216V215H201ZM200 216V217H201ZM219 216V215H218ZM225 216V215H224ZM60 217V216H59ZM62 217V215H61ZM65 216L66 220L67 217ZM85 216H83L82 221ZM88 217V216H86ZM171 217V216H170ZM198 217V219L200 218ZM54 218V217H53ZM56 218V216H55ZM64 218V217H62ZM80 218V217H79ZM90 218V217H89ZM88 218V219H89ZM103 218V219H101ZM167 218V217H166ZM188 218V217H187ZM197 218V217H196ZM219 218V217H216ZM97 219V220H98ZM201 219L200 218V223H201ZM205 219V218H204ZM222 219V218H221ZM232 219V218H231ZM230 219V220H231ZM54 220V219H53ZM61 220V218H60ZM63 220V219H62ZM68 220V219H67ZM71 220V219H70ZM69 220V221H70ZM74 220V219H73ZM86 220V219H85ZM84 220V221H85ZM176 220V219H174ZM180 220V219H179ZM178 220V221H179ZM214 220V219H213ZM72 221V220H71ZM79 221V220H78ZM81 221V220H80ZM96 221V218H95ZM198 221V220H197ZM74 222V221H73ZM72 222V223H73ZM194 222V221H193ZM213 222V221H212ZM227 222V221H226ZM8 223V222H6ZM58 223V222H57ZM77 223V222H76ZM83 223V222H81ZM92 223V224H91ZM95 223V222H94ZM203 223V222H202ZM201 223V224H202ZM214 223V222H213ZM168 224V223H167ZM177 224V223H176ZM180 225V223H178ZM177 224V225H178ZM196 224V223H195ZM224 224V223H223ZM10 225V224H8ZM13 225V224H12ZM73 224H70V228H72ZM79 225V224H78ZM174 225V224H173ZM178 225V226H179ZM187 225V224H186ZM199 225V224H197ZM196 225V226H197ZM203 225H208V224H203ZM80 226V225H79ZM78 226V228H79ZM102 226H106L105 230L104 228H102ZM167 226V225H166ZM177 226V227H178ZM182 226V223H181ZM194 226V227H196ZM200 226V225H199ZM202 226V225H201ZM225 226V225H224ZM10 227V226H8ZM65 227V226H64ZM76 227V226H75ZM89 227V228H87ZM175 227V226H173ZM190 228L193 226H189ZM193 227V228H194ZM226 227V226H225ZM69 228V227H68ZM168 228V227H167ZM205 229H207V227L204 226ZM209 228V227H208ZM66 229V227H65ZM73 229V228H72ZM95 229V230H94ZM133 229H137V231L139 232L137 235L136 232V236L135 237H129V238H125V234H128L130 236V231ZM172 229V228H171ZM176 229V228H175ZM180 229V227H179ZM182 229V228H181ZM186 229V228H185ZM185 229H182L185 231ZM197 229V227H196ZM200 229V227H199ZM202 229V228H201ZM75 230V229H74ZM189 230V229H188ZM186 230V231H188ZM210 230V229H209ZM216 230V229H215ZM223 230V229H222ZM79 231V230H78ZM83 231V230H82ZM167 231V230H166ZM165 231V232H166ZM171 231V230H170ZM175 231V230H174ZM185 231V235L186 234ZM191 231V230H190ZM77 232V231H76ZM99 232V233H98ZM134 232V231H133ZM161 232V231H160ZM164 232V234H165ZM179 232H183V231H179ZM82 233V232H81ZM170 233V232H168ZM17 234V233H15ZM78 234V232H77ZM84 234V233H83ZM184 233L181 234V237ZM193 234V233H192ZM209 234V233H208ZM216 234V233H215ZM221 234V233H220ZM223 234V233H222ZM12 235V234H11ZM14 235V234H13ZM22 235V234H21ZM95 235V236H94ZM107 235V234H106ZM135 235V234H134ZM156 235V234H155ZM163 235V234H162ZM161 235V236H162ZM170 235V234H169ZM210 235V234H209ZM15 236V235H14ZM13 236V237H14ZM78 236V235H77ZM111 236V235H108ZM147 236V235H146ZM150 236V235H149ZM154 236V235H151ZM160 236V234H159ZM171 236V235H170ZM184 236V235H183ZM193 236V235H192ZM74 237V236H73ZM99 237V236H97ZM114 238V236H112ZM111 237V238H112ZM145 238L144 236H141ZM157 238H159L158 236H156ZM169 237V236H168ZM176 237V235H175ZM180 237V235L178 236ZM185 237V236H184ZM17 238V237H16ZM76 238V236H75ZM81 238V237H80ZM109 238V237H107ZM110 238V240H112ZM153 238V237H152ZM156 238V239H157ZM173 238V237H170ZM183 238V237H182ZM216 238H219V236ZM221 238V237H220ZM13 239V238H12ZM15 239V238H14ZM77 239V238H76ZM79 239V238H78ZM90 239V238H89ZM119 239V238H118ZM160 239V238H159ZM179 239V238H178ZM72 240V239H71ZM91 240V239H90ZM102 241V239H100ZM104 240V239H103ZM175 240V239H173ZM99 241V240H98ZM107 243V239L105 240ZM113 241V240H112ZM169 241V240H166ZM180 241V240H179ZM76 242V241H75ZM74 242V243H75ZM81 242V241H80ZM79 242V243H80ZM87 242V241H86ZM92 242V241H91ZM100 242V241H99ZM104 241L101 242V245ZM105 242V243H106ZM111 242V241H110ZM109 242V243H110ZM118 241H116L117 243ZM181 242V241H180ZM78 243V244H79ZM93 243V242H92ZM91 243V245H92ZM98 242H96L95 244H97ZM113 243V242H112ZM150 243V242H149ZM152 243V242H151ZM72 244V243H71ZM87 244V243H86ZM94 244V245H95ZM100 244V243H99ZM121 244L119 246H121ZM153 244V243H152ZM181 244V243H180ZM77 245V244H76ZM81 245V244H80ZM98 245V246H101ZM106 245V244H105ZM109 245V244H108ZM14 246V245H13ZM75 246V245H73ZM90 246V245H89ZM93 246V245H92ZM119 246L117 244V247L119 249ZM127 246H131L130 249H132L131 252H129V248H127ZM153 246V245H152ZM180 246V245H179ZM79 247V246H78ZM86 247V246H85ZM96 247V245H95ZM103 247V245L101 246ZM109 246H104V250L103 251H108V249L105 250V248H107ZM144 247V248H143ZM148 247V246H146ZM83 248V247H82ZM113 248V247H112ZM128 250H127V249ZM81 249V248H80ZM84 249V248H83ZM81 249V250H83ZM94 249V248H93ZM96 249V248H95ZM94 249V250H95ZM99 249V248H98ZM99 249V251L101 250ZM9 250V249H8ZM19 250V249H18ZM80 250V252H81ZM91 251V249H87L86 252ZM110 250V249H109ZM112 250V249H111ZM135 250V249H134ZM97 252V250H95ZM94 251V252H95ZM121 251V250H120ZM125 251V252H124ZM138 251V252H139ZM173 251V254L178 253V258L176 259L175 262L171 263L169 262V253L171 254ZM177 251V252H176ZM79 252V250H78ZM85 251V255L87 254ZM92 252V253H94ZM95 252V253H96ZM102 252V251H101ZM114 252V251H113ZM136 251V255L138 253ZM108 253V252H107ZM112 253V251H111ZM135 253V251H134ZM133 253V254H134ZM99 254V253H98ZM101 254V253H100ZM104 254V253H103ZM112 255V257L114 258V256ZM81 256H83L82 254H80ZM78 255V256H80ZM90 255V254H89ZM96 254H94L95 256ZM107 254H105L106 256ZM110 254H108L107 256H110L109 258L111 259ZM135 255V254H134ZM78 256L75 259L78 258ZM104 256V255H101ZM98 255V257L100 258H95L97 256H95L93 259V263L92 264H108V262L106 260H104V258ZM139 256V255H138ZM75 257V256H74ZM92 257V255L90 256V258ZM171 257V256H170ZM177 257V256H176ZM81 258V257H80ZM87 258V257H86ZM89 258V259H90ZM109 258L106 257V259L109 260ZM174 258V257H173ZM34 259V258H33ZM37 259V258H36ZM82 259V258H81ZM88 261H91L89 260ZM129 259V260H128ZM140 259V258H138ZM78 260V259H77ZM76 260V261H77ZM95 260V262H94ZM136 260V259H134ZM133 260V262H134ZM169 260V261H168ZM175 260V259H174ZM173 260V261H174ZM73 261V263H75ZM83 261V260H82ZM86 260H84V264ZM88 264H90L91 262H88ZM139 260H137L136 262H138ZM30 262V261H29ZM80 262V261H79ZM111 262L109 264H111ZM130 262V261H129ZM78 263V262H76ZM82 262H80L81 264ZM143 263V264H144ZM33 264V263H32ZM40 264V263H39ZM69 264H72L71 262ZM118 264V263H117ZM131 264V263H130ZM135 264V263H134ZM137 264V263H136ZM139 264V263H138ZM141 264V262H140Z\"/></svg>",
	"mask_w": 264,
	"mask_h": 264
},
{
	"label": "rangeland",
	"instance_id": "obj_2",
	"mask_svg": "<svg viewBox=\"0 0 264 264\" xmlns=\"http://www.w3.org/2000/svg\"><path fill=\"white\" fill-rule=\"evenodd\" d=\"M104 6V5H102ZM97 7H101V5H97L94 9L92 8H89L87 11H85L90 17V19H94L95 18V22H96V25L97 28H99V30L102 28L104 29L103 31H110L109 34H110V37L112 38V41L114 42V52L113 53H107L106 51L105 52H101V54H99L100 52L97 50V47L94 49V46L95 45V42L96 39L95 37H85V39L83 40L84 42V48L81 50V51H71V56L69 57L70 55V52L69 54L67 53H64V52H61V53H57L55 52V47L56 45L58 44V41L62 40V37L60 35H58V33L53 37H50V38H47L45 40H40L39 39V36L45 31V29L48 27L47 25V22H34L33 23H30L28 24L27 28V31L30 32V34L28 33L27 35H25V33H27V31L25 30H21L19 33V35L16 36V41L14 42L13 41V44L9 45V47H6L5 48V51L6 53H4V55H2V57L4 56V58H2L0 56V59H2V63L3 65L1 66V62H0V75H2L4 73V75L0 76V128L2 129V135H3V138H2V135L0 134V145H3L1 146L2 150L0 149V154L1 155V160L0 162V264H69L70 262L72 264H80V262H82L81 264H84V260H86L85 264H88L87 261L88 259L90 258V256L92 255V257L89 259L91 261H88V262H91L90 264L93 263V259H97V258H100L98 257L101 256V255H104V256H101V258L103 257L104 260H106L108 262V264L112 261V262H115L116 258H118V256H120L119 254L123 253V247H122V244L120 242L121 239V236L117 235L116 234L114 235V233H104L102 232L103 229L101 230V228H97V230L100 232V234L96 235L95 238H93V235L92 234H87L85 233V229L86 227H83L84 224H86V221H92L93 224L95 225H99L98 223L100 222V220L98 219L97 215H94L95 213H92L93 210L92 209H89L88 206L83 202V200H81L78 195H76V191L72 185V183H70V180L72 179V177H74L76 175V171H77V160L79 158V156L83 155V154H87V153H90V152H95L96 148L94 146V142H96L97 140V137L95 138V136H98V127L96 126V124H94V122L90 119V115L91 113L95 112L97 109L100 110L103 108V105H104V101L99 98V96H101L102 92H106V95L109 94V96H112L114 92L118 93V96L115 97L116 94H114L112 96V99H113V103L116 101V106H115V103H114V106H115V110H118L116 112V124L114 123V126L113 128L115 129V132H121L123 131L127 125L129 124H137L138 126H142L143 124H145L146 122H148L149 120H151V111L155 112V110L157 109V111H161L162 109H159L161 108L162 104H164L166 101V103H168V105L172 106L174 112V117L173 116H170V118L168 117L167 115V119H166V122H168V133L170 136L168 137H171V141L170 143L172 144L173 148L175 149H178L176 150V152L178 151V154H179V158L182 159L183 155L185 152L188 151L187 149V145L184 144L183 145V141L186 143V138L184 136H187L188 134H190L192 137H191V141H187V144L189 142H195V141H198V139L200 138V146L202 147H199L196 149H193V153L194 155H191L190 156V161H195L196 164H197V168H201V167H208L212 172H213V176H214V179H216L214 181V191L217 193L215 194V200L213 201H216V202H206L205 200H200L199 201H194V206L193 204L190 206V207H185L183 206L182 204H177L176 207L173 211L170 212H167V213H159V214H156V217L157 218H163L164 217V220L161 219L160 221H162L163 223L161 224L162 225V229L158 232V233H146V235H138V231L137 229H133L130 231V236L128 234H125V238H129V237H135L136 236V232H137V235L143 239V242H144V245L147 244L146 241L150 240L151 241H148V244L145 245L144 247L145 248H148V249H152L153 247V251H154V248L155 246L159 243V244H162V245H166L165 247V252L168 251V249H166L168 247V244L169 242H173L175 241L176 243V248L178 247H181L183 246L184 244L182 242H186V241H189V240H194V235H196V232L199 233L198 235H206L208 237H211L212 239L214 240H222V238L224 237V233L225 231L227 230V226L229 223H231L233 221V217H232V213L234 212V210L231 209L230 206L226 207V208H223L225 205H229L231 202V200L235 199L234 197L240 196L241 195H250V196H260L262 194H264V191L262 192H259V190L257 189V182L256 180H254L253 178V175L250 170L249 167L245 166L243 168V170L248 173L246 176H249L250 177H246L245 176V179L248 181L249 179V182H245L244 184L241 183L238 185V181L236 180H233V181H230L228 182V184L225 183V180H228V175L231 174V173H227V175L225 174V172H228V170H230V172L234 173L236 172L237 170V167L235 165V163H233V160L232 159H229V158H226V157H223L222 160H221V157L223 156L221 153V151L223 150V147L225 145L226 148H229L231 147L232 145H237L239 144L238 146H241L240 148L243 149V147H246L248 148L249 146H252V149L255 150L254 148V137L252 136V134H250L251 132L246 129V126L249 124L248 123V119L249 117L254 119V118H257L258 117V114L257 112L253 111V105H252V102L250 100H244V98H242L241 94L240 93H243L242 91H244L242 88H244V84L242 83V79L240 77V75L236 72L235 68L232 66V64H230L229 62H222L221 64H223V66L220 64V61L218 60H215L213 57H211L209 55V53H202V57L203 56H206L207 59L203 60V67L205 68V71H208L207 74H203V77L198 79V76H199V72L196 68V65H194V56L193 55H190L187 54L186 55H180L179 53V56H177L175 58L174 55H178L176 52L177 50V46L181 45L182 43L185 44V42L187 41L188 44L190 43V41H192L191 43H193L195 37H196V34L193 35V34H190V32H188L189 30L185 29V24H183V22L176 18L173 19V15L169 13L168 10L171 9V7L169 8L168 6L165 7L164 9H162V11H160V8L158 10V12L160 13H156L152 10H150V13L152 14V12H154V15L156 14L157 16V21L155 23H151V25L149 26L148 28V32H149V35L147 34V37L145 38H141V36L139 35H135V36H131L129 38H127L125 35H122L121 33H119L120 31H118V27H115L114 26V23L112 26H110L111 28H115L114 30L111 29L108 25L107 22H109V18H107V12L105 11L103 13V9L104 8H98ZM169 8V9H168ZM91 9V10H90ZM102 9V10H101ZM166 10V11H164ZM177 10V9H175ZM149 11V10H148ZM182 10H177V13L178 15H181L182 13ZM93 12V13H92ZM95 12V13H94ZM163 12V13H162ZM181 13V14H179ZM104 14L106 16H104ZM166 14V15H165ZM97 15V16H96ZM160 15V16H159ZM170 15V16H169ZM75 16V15H74ZM95 16V17H94ZM104 18H103V17ZM76 17V16H75ZM94 17V18H93ZM101 17V18H100ZM172 17V18H171ZM105 20L103 21L102 20ZM159 18V19H158ZM168 18V19H167ZM171 18V19H169ZM165 19V20H164ZM102 20V21H101ZM109 20V21H108ZM113 20V19H112ZM111 20V21H112ZM164 20V21H163ZM169 20V21H168ZM171 20V21H170ZM99 21V22H98ZM160 21V22H159ZM168 21V22H167ZM176 21V24L174 27H172V22ZM102 22V23H101ZM105 22V23H104ZM164 22V23H162ZM178 22V23H177ZM38 23V25L36 24ZM104 23V24H103ZM100 24L104 25L102 27H99ZM160 24H162L160 26ZM183 24V25H182ZM31 25V26H30ZM43 25V26H42ZM70 25V24H69ZM68 25V26H69ZM78 26L79 25H76L75 23H72L70 26H71V29L73 30L75 27L72 28V26ZM109 28H104L105 26ZM155 25V26H154ZM45 26V27H44ZM67 27V25H65ZM64 26L65 30H66V27ZM164 26V27H163ZM31 27V28H29ZM42 27V28H41ZM45 29H44V28ZM63 27V26H62ZM61 27V28H62ZM151 27V28H150ZM162 27V28H161ZM177 27V28H176ZM184 27V28H183ZM59 28V29H61ZM68 28L70 27H67V30L66 31H69ZM156 28V29H155ZM164 28V29H163ZM170 28V29H169ZM179 28V29H178ZM7 29V30H5ZM4 30L7 32H9V30L11 28H5ZM43 29V30H41ZM58 29V30H59ZM70 29V31H71ZM101 29V31H102ZM108 29V30H107ZM155 29V30H154ZM169 29V30H168ZM176 32L178 31L177 33H175L173 30ZM39 30V31H38ZM41 30V32H40ZM24 31V32H23ZM32 31V32H31ZM43 31V32H42ZM116 31H117V34H116ZM156 31V32H155ZM169 31V32H168ZM197 31V30H196ZM199 31V30H198ZM22 32V33H21ZM39 32V33H38ZM59 32H62V31H59ZM114 32V33H113ZM152 32V33H151ZM155 32V33H154ZM173 32V33H172ZM41 33V34H40ZM119 33V34H118ZM170 33V34H168ZM172 33V34H171ZM197 33V32H195ZM204 33V32H203ZM24 34V35H23ZM35 34V35H34ZM60 34V33H59ZM115 36H114V35ZM165 34V35H164ZM170 36H168V35ZM174 34H177L178 38L182 39L183 38V42L180 40H178L177 36L174 35ZM21 35V37H20ZM120 35V36H119ZM173 35V37H172ZM183 35V36H182ZM186 35V36H184ZM191 35V36H190ZM193 35V36H192ZM26 36V37H24ZM37 38L35 39L34 38ZM124 36V37H123ZM175 36V37H174ZM205 36V33L204 35ZM18 37L20 39H18ZM136 37V38H135ZM172 37V38H171ZM188 37V38H187ZM186 38V40H184ZM22 39V40H21ZM94 39V40H93ZM125 39L127 41H125ZM193 39V40H192ZM34 40V41H33ZM137 40V41H136ZM173 40H175L173 42ZM177 40V41H176ZM190 40V41H188ZM21 41V42H20ZM47 41V42H46ZM52 41V42H51ZM59 41V42H60ZM136 41V42H134ZM171 41V42H170ZM179 41V42H178ZM25 45H23V43ZM44 44H42V43ZM46 42V43H45ZM56 42V43H55ZM90 42V43H89ZM143 42V43H142ZM165 42V43H164ZM178 42V43H177ZM186 42V44H187ZM18 43H22L21 44V48L20 44ZM27 43V44H26ZM89 43V44H88ZM97 43V41H96ZM141 43V44H140ZM163 43V44H162ZM31 44V45H30ZM38 44V45H37ZM46 44V45H45ZM56 44V45H55ZM88 44V45H87ZM91 44V46H89ZM122 44V45H121ZM139 45L141 48H142V52L140 54L142 55H138L139 58H137L136 62L134 61V59L136 58V56L132 57L130 54H128V51L126 50H130L132 49V47L134 45ZM172 44V45H171ZM16 47H15V46ZM23 45V47H22ZM54 45V46H53ZM200 46V44H198ZM52 46V47H51ZM92 48V49H90ZM19 47V48H18ZM28 47V48H27ZM31 47V48H30ZM193 47H196L195 45ZM13 48V49H12ZM24 48V49H23ZM33 48V49H32ZM51 48V49H50ZM88 48L90 50H88ZM123 48V49H122ZM152 48V49H151ZM171 48V51L173 52V54H169L167 53L166 51H169V49ZM11 50V51H7V50ZM16 49V50H15ZM18 49V50H17ZM28 49H29V52H28ZM27 50V51H26ZM31 50V51H30ZM54 50V51H53ZM52 51V52H50ZM88 51L92 52V54L89 52L87 53ZM116 51V52H115ZM118 51V52H117ZM18 52V53H17ZM77 52V53H76ZM85 52L86 54V57H88L89 59L92 58L93 60V64L92 66H90V68L88 69V71L86 72V77L87 79H92L93 77L92 76H97V81L96 80H93L95 81L94 83H92L91 87L88 89V93L87 95H85L84 97L87 98V99H83L82 98V102L84 104L82 110H81V114L80 116L83 118H81L82 120V124H84L86 126V130L84 129V125H83V129L81 130L82 132L81 133H77V137L78 138H81L80 140H82V138L84 137L85 139L82 140L83 144L85 143V145H83L82 147L80 148H76V149H72L70 151V149H67L68 146H69V143L68 144H61L58 146H55L53 147L54 149H52V147H49V148H46L47 145H49V142H50V139L52 137V135L54 134V128H53V121L49 118V116L47 115V112H46V109L44 107H42V105L40 104V99L44 97H46V93L47 92H56L55 88L57 90L61 89L62 87H64L66 84V74H73L74 73V69L72 70V68H70V65H68V62L70 60H73L74 58H76L78 55L80 56L81 54L83 55ZM164 52V53H163ZM175 52V53H174ZM76 55L74 56L73 54ZM94 53H97L96 55H93ZM105 53V54H104ZM151 55H149V54ZM6 54V56H5ZM9 54V56H8ZM24 54V55H23ZM28 54V55H27ZM31 54V55H30ZM58 54H60L61 56H59ZM84 54V55H85ZM156 54V55H155ZM159 54V55H158ZM167 54V56H166ZM58 55V57L56 56ZM81 55V56H82ZM89 55H93L92 57ZM128 57H126V56ZM23 56V58H22ZM28 58H27V57ZM158 56V59L162 65L165 67V70L162 72L160 71L159 73L162 74L161 76H163V78H168L169 77V81L172 80V81H168L169 83H167L168 86L166 85H163L164 83H160V79H159V73L157 71H155L154 69L152 70H149L151 69L150 68V65L149 68L147 66V64L149 63L150 60H152L153 58L155 59L156 57ZM162 56V57H161ZM187 56V57H186ZM192 56V57H191ZM67 57V58H66ZM94 57V58H93ZM103 57V58H102ZM126 57V58H125ZM148 57V58H147ZM182 57V58H181ZM64 58V59H63ZM69 58H71L69 60ZM73 58V59H72ZM98 58V59H97ZM106 58V59H105ZM131 58V59H130ZM133 58V60H132ZM205 58V57H204ZM214 60H212V59ZM4 59V60H3ZM5 59H7V61H5ZM32 61H31V60ZM100 59V60H99ZM166 59V60H165ZM211 59V60H210ZM21 60L23 61V64H24V67H29L31 68L33 71L32 73L28 70V68H24L23 71L22 69L20 68L19 66V63L21 62ZM27 60V61H26ZM69 60V61H68ZM1 61V60H0ZM20 61V62H19ZM30 63H29V62ZM61 61V62H59ZM68 61V62H67ZM142 61V62H141ZM166 61V62H164ZM209 61V62H208ZM4 62L6 63L4 65ZM18 62V63H17ZM28 62V63H27ZM174 62H175V68L173 67L174 66ZM184 62L186 64H184ZM214 63L213 65H211L210 63ZM219 62V63H217ZM17 63V65H16ZM32 63V64H31ZM136 63V65H135ZM193 63V64H191ZM207 63V65H206ZM209 63V64H208ZM217 63V64H216ZM225 63V64H224ZM227 63H229V66L227 65ZM10 64V65H9ZM25 64H27L25 66ZM65 67H64V65ZM97 64V65H96ZM133 64V65H132ZM166 64V65H165ZM178 64V65H177ZM205 64V66H204ZM29 65V66H28ZM31 65V67H30ZM35 67H32L34 66ZM177 65V66H176ZM186 65V66H185ZM218 65V66H217ZM220 65V66H219ZM143 66V67H142ZM147 66V67H146ZM195 66V67H194ZM12 67V68H11ZM64 67V69H62ZM69 70H68V68ZM96 67V68H95ZM170 67V68H168ZM186 67V68H185ZM192 67V68H191ZM213 69H212V68ZM230 67V68H229ZM12 70H11V69ZM94 68V69H93ZM148 68V69H147ZM211 68V69H210ZM4 69V71H3ZM8 69V70H6ZM93 69V71H92ZM147 69V70H146ZM171 72H170V70ZM173 69V71H172ZM175 69V70H174ZM181 69V70H180ZM208 69V70H207ZM215 69H216V72H215ZM224 69V70H223ZM227 69V71H226ZM234 69V71L232 72V70ZM10 70V71H9ZM22 72H21V71ZM71 70L73 72H71ZM213 70V72H212ZM231 70V71H229ZM5 71L7 73H5ZM27 71V72H25ZM89 71L92 72V76L89 74ZM198 73H197V72ZM3 72V73H2ZM29 72V73H28ZM64 72V73H62ZM90 72V73H91ZM99 73V74H95V73ZM102 72V73H100ZM153 74H151V73ZM174 72V73H172ZM218 72V74H217ZM2 73V74H1ZM27 73V74H26ZM31 73V74H30ZM33 73H36V74H33ZM185 73V74H184ZM190 73V74H189ZM212 75H211V74ZM235 73V74H234ZM237 73V75H236ZM8 74V75H7ZM29 74V75H28ZM33 74V75H32ZM104 76H102V75ZM151 74V75H150ZM158 76H156V75ZM165 74V75H164ZM176 74V75H174ZM180 74V75H179ZM216 76H215V75ZM225 74V75H224ZM232 74L231 78L230 75ZM7 75V76H5ZM35 75V76H34ZM154 75V76H153ZM174 75V76H173ZM30 76H34L36 77L35 78V91L36 93V97L35 96H30L29 95V91L27 89H29L28 87L26 88H21V85H20V82L23 80V79H27V77H30ZM63 76V77H62ZM90 76V77H88ZM153 76V77H152ZM176 76V77H175ZM211 76V77H209ZM224 77V76H227V77ZM235 76V77H234ZM239 76V77H238ZM4 77V78H2ZM8 77V78H7ZM215 77V79L217 80L218 77H219V81H216L215 79L213 78ZM234 77V78H232ZM237 77V78H236ZM15 78V80H14ZM102 78V80H101ZM149 78V79H147ZM154 78V79H153ZM158 78V79H157ZM175 80H174V79ZM177 78H179L180 80H177ZM206 78V79H205ZM209 78V79H208ZM212 78V81L210 80ZM240 78V80H239ZM9 79V81H8ZM17 79V80H16ZM94 79H96V77H94ZM142 79V80H141ZM147 79V80H146ZM152 81H151V80ZM188 79V80H187ZM210 81L209 83L206 82L208 80ZM222 79H224L222 81ZM229 79V80H228ZM237 79V80H236ZM3 80V81H2ZM10 80H13L11 81V83L14 85H11L9 82ZM19 80V81H18ZM38 80V81H37ZM102 83H100V81ZM157 80V81H156ZM174 80V82H173ZM177 80V81H176ZM183 80V81H182ZM187 80V81H186ZM231 80V81H230ZM8 81V82H6ZM15 81V83H14ZM19 84H18V82ZM99 81V83H97ZM147 81H150V82H147ZM179 81V82H178ZM216 83L214 84L213 83ZM5 82V83H4ZM145 82V83H144ZM152 82V83H151ZM155 82V83H154ZM173 82V83H172ZM185 82V83H184ZM225 83L226 85H224L223 83ZM230 82V83H229ZM233 82V84H232ZM239 82H240V85H239ZM3 83V84H2ZM142 83V84H141ZM147 83V85H146ZM161 84V85H158ZM183 83V84H182ZM205 85H203V84ZM223 87L226 89H222V85ZM228 83V84H227ZM10 84V85H9ZM18 84V85H17ZM61 84V85H60ZM65 84V85H64ZM197 84V85H196ZM199 84V85H198ZM214 84V85H213ZM237 84V86L235 85ZM60 86L59 88H57V86ZM101 87H100V86ZM105 85V86H104ZM110 85V86H109ZM146 85V86H145ZM156 85V86H155ZM170 85V86H169ZM184 85V87L182 86ZM206 85H208V87H206ZM230 85V86H229ZM234 85V86H232ZM239 85V87H238ZM13 86V87H12ZM33 86V87H34ZM76 86V88H74ZM73 87L72 90H77L78 88V85H75ZM99 86V87H97ZM150 86V88H148ZM152 86V87H151ZM162 86V87H161ZM187 86V87H186ZM193 86V87H192ZM204 86V87H203ZM214 86V87H213ZM219 88V90L216 91V87ZM227 86L229 88H227ZM232 86V87H231ZM236 86V88H235ZM242 86V88H241ZM15 87V88H14ZM55 87V88H54ZM113 87L112 92L111 91V88ZM114 87L118 88V89H115ZM198 87V88H197ZM202 87V89H201ZM213 87V89L211 88ZM238 87V88H237ZM46 88V90L44 89ZM160 88V89H158ZM163 88V89H162ZM179 88V89H178ZM185 88V89H184ZM194 88V89H193ZM200 88V89H199ZM211 90H209V89ZM221 88V90H220ZM10 89H12L10 91ZM20 91H19V90ZM43 89V90H42ZM93 92H92V90ZM96 89V90H94ZM98 89V91H97ZM101 89V90H100ZM105 89V90H104ZM137 89V90H136ZM154 91H153V90ZM157 89V91H159V93L155 90ZM162 89V90H161ZM175 89V90H174ZM198 89L200 91H198ZM228 89V90H227ZM237 89L239 91H237ZM245 89V88H244ZM3 90V91H2ZM9 90V92H8ZM17 90V91H16ZM22 90L24 92H22ZM30 90V89H29ZM79 90V89H78ZM77 90V91H78ZM103 90V91H102ZM111 92H110V91ZM161 90V91H160ZM178 90V91H177ZM191 90V91H190ZM193 90V91H192ZM223 90V91H222ZM225 90V92H224ZM232 90V91H231ZM242 90V91H241ZM7 91V93L5 92ZM12 91H16L15 93L13 92L12 94V97H11V92ZM42 91V92H41ZM44 91V92H43ZM46 91V93H45ZM152 91V92H151ZM174 91V92H172ZM180 91V92H179ZM190 91V92H189ZM199 93H198V92ZM210 93H209V92ZM216 91V92H215ZM220 92V95H225V96H219V92ZM227 91V92H226ZM230 91V92H229ZM235 91V92H234ZM8 96L4 98V93ZM21 92V93H19ZM28 92V93H27ZM41 92V93H40ZM95 92V93H94ZM101 92V93H100ZM110 92V93H109ZM149 92V93H148ZM197 92V93H196ZM203 92V93H202ZM214 92V93H213ZM217 92H218V96L217 95ZM221 92H224V93H221ZM229 92V94H228ZM233 92V93H232ZM238 92V93H237ZM9 93V94H8ZM91 93H94V94H91ZM98 93L99 96L96 94ZM120 93V94H119ZM187 93V94H186ZM213 93V94H211ZM226 93V94H225ZM4 94V95H3ZM28 94V95H27ZM41 94V95H40ZM43 94V95H42ZM112 94V95H110ZM147 94V95H146ZM181 94V95H180ZM186 94V95H185ZM189 94V95H188ZM201 94V95H200ZM232 94V95H231ZM3 95V96H2ZM26 95V99L28 97L27 100L24 99ZM89 95V96H88ZM131 95V97H130ZM145 95V96H144ZM170 95V96H169ZM171 95H173L171 97ZM185 95V96H184ZM189 97H188V96ZM196 95H199L198 97ZM203 95V97H202ZM209 95V96H208ZM230 95L231 97H234L235 100H232L233 98H230ZM235 95V96H234ZM11 98H10V97ZM20 96H24L23 98L20 97ZM90 98H88V97ZM126 96V97H125ZM127 96L129 98H127ZM134 96V98H133ZM139 96V97H137ZM154 96V98H153ZM169 96V97H168ZM178 96V97H177ZM214 96V97H213ZM229 97V99H227V97ZM98 97V98H97ZM157 97V99H156ZM175 97V98H174ZM183 97V98H182ZM200 97V98H199ZM209 97V98H208ZM210 97L212 99H210ZM222 97V98H221ZM227 99L225 104H224V101H225V98ZM237 97V98H236ZM37 98V99H36ZM121 102H119L120 100ZM205 98V99H204ZM208 98V100H207ZM3 99H5L3 102ZM72 103L74 104L76 101L75 99L72 97ZM117 99V100H115ZM155 99V101H154ZM165 99V100H164ZM171 102H169L170 100ZM195 99V100H194ZM197 99V100H196ZM213 101V102H211ZM216 99V101H214ZM239 99V100H238ZM241 99V100H240ZM243 99V100H242ZM29 100V101H28ZM37 100V101H36ZM39 100V101H38ZM149 100V102H148ZM169 100V101H167ZM173 100V101H172ZM184 100V102L186 101V103L182 104V101ZM205 100V101H204ZM235 102L236 101L238 102V106L235 105V103H232L231 102ZM133 101V102H132ZM152 101V102H151ZM181 101V102H180ZM207 101H210L207 103ZM223 101V102H221ZM9 104H8V103ZM103 102V103H102ZM119 102V103H118ZM126 102V104L124 103ZM131 104H130V103ZM136 102V103H135ZM154 102V105L152 104ZM232 103L230 104L228 107L231 106V111L230 109H228L227 107L225 108L226 104L228 103ZM249 102V103H248ZM5 103L7 104V108L6 106H3L5 105ZM101 103V104H100ZM139 103V104H138ZM150 103V105H149ZM160 103V104H159ZM185 108H184V105H187ZM207 103V105H206ZM211 105H210V104ZM218 103H219V106H218ZM241 103V104H240ZM243 103V105H242ZM246 103V104H244ZM248 103V104H247ZM41 106H40V105ZM87 104V105H85ZM101 106H100V105ZM120 104V105H119ZM128 104V105H127ZM135 104V106H134ZM159 104V105H158ZM173 104V105H172ZM175 104H177L175 106ZM199 104V105H198ZM204 104V105H203ZM214 104V105H213ZM223 105V108L224 109V112L226 113H222V116L220 115V117L218 115H216L217 113L219 114L223 109L220 108V105ZM250 104V106H249ZM9 105V106H8ZM12 105V106H11ZM131 105V106H129ZM139 105V106H138ZM149 105V106H148ZM165 106L167 104H164ZM232 105H235V106H232ZM242 105V106H241ZM248 105V106H247ZM123 106V107H122ZM126 106V109L124 108ZM137 106V107H136ZM149 108H148V107ZM150 106H153L154 108H151ZM159 106V107H158ZM214 106V108L212 107ZM216 106V107H215ZM5 107V109L7 111H4L3 108ZM86 107V108H85ZM123 108L122 111H119L121 110L120 108ZM130 107V108H129ZM136 107V108H135ZM175 107H178V108H175ZM194 107V108H193ZM199 107V108H198ZM211 109H210V108ZM245 107V108H244ZM250 107V108H249ZM252 107V108H251ZM100 108V109H99ZM135 108V109H134ZM218 108V109H217ZM240 108V109H238ZM11 109V110H10ZM83 109L85 111H83ZM141 109V110H139ZM177 109V110H176ZM210 109V110H209ZM221 109V110H220ZM226 109V110H225ZM233 109V110H232ZM238 109V111H237ZM243 109V110H242ZM252 109V110H251ZM10 110L11 113L8 111ZM135 110V112H134ZM138 110V111H137ZM147 110V111H146ZM180 110V112H179ZM207 110L208 113L206 112ZM216 110V111H215ZM220 112H219V111ZM245 110V111H244ZM247 110V111H246ZM248 110L250 111V113H248ZM4 111V112H2ZM84 113H83V112ZM126 111V112H124ZM133 111V112H132ZM140 111V113H139ZM215 111V112H214ZM235 111V112H234ZM240 111V113H239ZM14 114H13V113ZM122 114H121V113ZM192 112V113H191ZM210 112V113H209ZM228 112V113H227ZM230 112V113H229ZM242 112V113H241ZM245 112H247L245 114ZM133 113V114H132ZM136 113V114H135ZM139 113V114H138ZM142 113V114H141ZM150 113V114H149ZM156 113V112H155ZM186 113V114H185ZM215 113V114H214ZM235 113V114H233ZM237 113V114H236ZM255 113V114H254ZM177 118H176V116ZM191 114L193 115L194 114V117L192 119L191 117ZM212 114V115H210ZM221 114V113H220ZM230 114H231V117H230ZM245 114V115H244ZM26 115V116H25ZM89 115V116H88ZM129 115V116H128ZM134 115V116H133ZM136 115V116H135ZM138 115V116H137ZM148 118H146L145 116ZM181 117H180V116ZM185 115V116H184ZM214 115V116H213ZM232 115H234L235 117H233ZM242 115L244 116V118H242ZM247 115H249L248 117H246ZM31 116V117H29ZM118 116V117H117ZM121 116V117H120ZM125 116V117H124ZM134 118H132V117ZM190 116V117H189ZM198 116H200L198 118ZM207 116V117H206ZM214 117L213 120L215 119V122L213 120H211L212 118L211 117ZM216 116H217V119H216ZM122 119H120V118ZM129 117V118H127ZM136 117L138 118V121L136 119ZM144 117V121L146 122H143V118ZM187 117V118H186ZM189 117V118H188ZM219 117V118H218ZM222 117V118H221ZM227 117V118H226ZM241 119H240V118ZM254 117V118H253ZM29 118V119H28ZM89 118V119H88ZM119 118V119H118ZM141 118V119H140ZM174 118V120H173ZM175 118L177 120V122H180L182 120V122H180V125H189L188 129L186 130V132L184 134H180V131L177 129L179 125L178 124H175L177 122H174L175 121ZM198 118V119H197ZM202 118V119H201ZM211 118V119H210ZM231 118V119H230ZM84 119H86L84 121ZM134 119V120H133ZM169 119V121H168ZM186 119V120H184ZM191 119V121L189 120ZM227 119V120H226ZM230 123H229V121ZM236 119V120H235ZM238 119V120H237ZM31 120V121H30ZM40 120V121H39ZM89 120V121H88ZM142 120V122H140ZM148 120V121H147ZM173 120V122H171ZM194 120V121H193ZM198 120V121H196ZM201 120V121H200ZM208 120H211V121H208ZM220 120V121H219ZM232 120V122H231ZM260 120L264 121V117L263 118H260ZM30 121V122H29ZM42 125V130H41V134L38 138V134L34 132V126L33 124L35 122H38ZM121 121V122H119ZM128 121L129 124H128ZM133 121V122H131ZM136 121V122H135ZM204 121V122H202ZM206 121V122H205ZM222 121V122H221ZM228 121V122H227ZM239 124H238V122ZM242 121V122H241ZM260 121V124L264 127V122ZM33 122V123H31ZM184 122V123H183ZM192 122H196V123H192ZM210 122V123H208ZM216 123V124H213V123ZM225 122V123H223ZM237 122V123H236ZM118 123V125H117ZM127 123V125H126ZM140 123V124H139ZM143 123V124H142ZM172 123H174L172 125ZM186 123V124H185ZM192 123V124H191ZM202 123H204L205 125H203ZM208 123V127H206ZM235 123V124H234ZM30 124V126H29ZM125 124V125H124ZM190 124H191V127H190ZM213 124V125H212ZM226 124V125H225ZM227 124H229L227 126ZM232 124V128L231 125ZM246 124V125H245ZM178 125V126H177ZM203 125V126H201ZM211 125V126H210ZM222 127H221V126ZM233 125H236V126H233ZM238 125L240 127H238ZM244 127H243V126ZM214 126V127H213ZM221 128H220V127ZM32 127V128H30ZM52 127V128H51ZM117 127V128H116ZM119 127V128H118ZM125 127V128H124ZM170 127V128H169ZM176 127V128H175ZM210 127V128H209ZM228 127L230 129H228ZM242 127V129H241ZM123 128V129H122ZM226 128V129H225ZM240 128V129H238ZM1 129H0V132H1ZM27 129V130H26ZM173 129V130H172ZM191 129H192V132H191ZM197 129H200L198 130L197 132ZM209 129V130H207ZM212 131H211V130ZM215 129V130H214ZM233 129V130H232ZM17 130V131H16ZM119 130V131H118ZM170 130H172L170 132ZM195 130V131H193ZM205 130V131H204ZM219 130V131H218ZM229 130V131H228ZM236 132H235V131ZM240 130V131H239ZM5 134H3L4 132ZM15 131V132H14ZM28 131V132H27ZM46 133H44V132ZM178 131V132H177ZM188 131V132H187ZM203 131V132H201ZM221 131H224V132H221ZM239 131V132H238ZM49 132V134H47ZM51 132V133H50ZM174 132V133H173ZM177 132V133H176ZM191 132V133H190ZM198 134H196V133ZM200 132V133H199ZM205 132V133H204ZM209 132V134H208ZM220 132V133H219ZM226 132L227 135H225L224 133ZM44 133V135L42 134ZM85 133V135L83 134ZM171 133V134H170ZM37 134V135H36ZM82 134V135H81ZM89 134V135H88ZM196 134V135H195ZM208 134V136L206 135ZM212 136H211V135ZM218 134V135H217ZM225 135V137L223 135ZM35 135V137H34ZM42 135V136H41ZM48 137H47V136ZM84 135V136H83ZM174 135V137H173ZM177 135V136H176ZM195 135V136H194ZM204 135V136H202ZM228 135H229V138H228ZM243 135V136H242ZM5 136V137H4ZM46 136V137H45ZM81 136V137H80ZM86 136V137H85ZM181 136V137H180ZM197 136V137H196ZM201 136V137H199ZM216 136V137H215ZM219 136H220V139L222 138V140L219 139ZM225 139H223V137ZM245 136V137H244ZM250 136V137H249ZM29 137V138H28ZM43 137V138H41ZM173 137V138H172ZM178 137V138H177ZM211 137V138H210ZM226 137H227V140H226ZM244 137V139H243ZM249 137V139H248ZM252 137V138H251ZM264 132L262 133V141L264 142ZM28 138V139H27ZM36 138V139H35ZM38 138V139H37ZM47 138V139H46ZM185 138V139H184ZM202 138V139H201ZM43 139L45 141H43ZM174 142H172L173 140ZM176 139V140H175ZM183 139V140H182ZM205 139V140H203ZM209 139V140H208ZM214 139V140H213ZM229 139V140H228ZM234 139V140H233ZM238 139V140H236ZM7 140V141H6ZM41 140V142H40ZM48 140V141H47ZM90 140V141H89ZM181 140V142H180ZM224 140V141H223ZM235 141L233 143V141ZM243 140V141H242ZM47 141V142H46ZM179 141V142H177ZM205 141V143H204ZM208 141V142H207ZM215 143H214V142ZM227 143L225 144L224 142ZM45 142V143H44ZM91 142V144H90ZM213 142V143H212ZM238 142V143H237ZM241 142V143H240ZM247 142V143H245ZM40 143V144H39ZM202 143V144H201ZM182 144V145H181ZM204 144V145H203ZM209 144V145H208ZM220 144V145H219ZM224 144V145H223ZM241 144V145H240ZM43 145V146H42ZM66 145V146H65ZM181 145V146H180ZM211 145V146H210ZM215 145L217 146V148L215 147ZM223 145V146H221ZM6 146V147H5ZM45 146V148H44ZM63 148H62V147ZM65 146V147H64ZM184 146V147H183ZM208 146V148L206 147ZM219 146V147H218ZM16 147V148H15ZM58 147V148H57ZM212 147V148H211ZM5 148V149H4ZM38 148V149H37ZM40 148V149H39ZM44 148V149H43ZM65 148V149H64ZM184 148V149H183ZM186 148V149H185ZM204 148V149H203ZM210 148V149H209ZM250 148V147H249ZM4 149V150H3ZM16 149V150H15ZM21 149V151H20ZM25 149V150H24ZM43 149V150H42ZM55 149H56V152H55ZM67 149V150H66ZM205 149H207L205 151ZM48 150V152H47ZM54 150L55 153H52ZM74 150V151H73ZM81 150V151H79ZM203 150H204V153H203ZM219 150V151H218ZM3 151V152H1ZM37 151V152H36ZM43 151V153H42ZM52 151V152H50ZM66 151V152H65ZM68 151V152H67ZM202 151V153H201ZM216 151V152H214ZM218 151V152H217ZM84 152V153H83ZM86 152V153H85ZM207 154H206V153ZM223 152V151H222ZM254 152V151H252ZM21 153V154H20ZM50 153V154H49ZM83 153V154H82ZM191 153V154H193ZM214 153V154H213ZM220 153V154H218ZM255 153V152H254ZM47 154V155H46ZM81 154V155H80ZM183 154V155H182ZM197 154V155H196ZM205 154V157H203ZM257 154V153H256ZM6 155V157H5ZM44 155V156H42ZM52 155V156H51ZM200 155V156H199ZM201 155H203L202 157L204 158H200ZM193 156V157H192ZM196 156V158H194ZM199 156V157H198ZM211 156V157H210ZM44 157V158H43ZM55 159H54V158ZM218 157V158H217ZM51 158V159H50ZM53 158V159H52ZM192 158V160H191ZM200 160H199V159ZM218 162H222L221 166L219 168V165L218 164H215L214 162H216V160ZM50 159V160H48ZM58 161H57V160ZM179 159V160H180ZM196 159L198 161H196ZM213 159V160H212ZM220 159V161H219ZM228 159V160H227ZM52 160H54V162H52ZM206 160V161H205ZM225 160V161H224ZM231 160V162H230ZM48 161H51V166L47 163ZM76 161V162H74ZM211 161V162H210ZM198 162V163H197ZM203 162V163H202ZM213 162V163H212ZM228 162H230L231 164H229ZM235 162V161H234ZM205 163V164H204ZM55 164V165H54ZM208 164V165H207ZM215 164V165H214ZM54 165V166H53ZM49 166V167H48ZM218 166V167H217ZM54 167V169L52 168ZM226 167V168H225ZM232 167L234 169H232ZM45 168V169H44ZM50 168V169H49ZM57 168V169H56ZM60 169V170H59ZM223 169H224V172H223ZM75 170V171H74ZM227 170V171H226ZM232 170V171H231ZM236 170V171H235ZM250 170V172L248 171ZM49 171V172H48ZM57 172V173H56ZM217 172V173H216ZM62 173V174H61ZM50 174V175H48ZM55 175V176H54ZM61 175V176H60ZM72 175V176H71ZM221 175H223L221 177ZM44 176L46 178H44ZM50 178H49V177ZM230 176V175H229ZM49 179H48V178ZM53 177V179H52ZM60 179H59V178ZM218 177V178H217ZM224 177V178H223ZM40 178V179H38ZM67 179V180H63V179ZM70 178V179H69ZM248 178V179H247ZM35 179L39 180L38 182H40V184L37 182V180L35 181ZM46 179V180H45ZM217 179H218V183L217 182ZM42 180V181H40ZM222 182H221V181ZM48 181V182H47ZM57 181H59L60 183H62L63 181L66 182L63 184L65 185L66 188H70L69 190L71 191V193H74L75 191V195L78 197V200H80L79 202L82 203V210L79 212V213H76L74 212V210L71 208H66V207H63V206H60L62 205L60 201H62V195L60 194V190H59V186L56 185ZM68 181V182H67ZM255 183H253V182ZM20 182V183H19ZM47 182V183H46ZM232 182V183H231ZM18 183V184H17ZM224 183V184H223ZM236 183H237V186L242 189V192L238 194V192H234V193H229L228 190L230 189H235V186H236ZM45 186H44V185ZM47 184V185H46ZM71 184V185H70ZM18 185V187H16ZM43 185V186H42ZM70 185V186H69ZM224 185V186H223ZM234 185V186H232ZM256 185V186H255ZM13 186V189H16L14 190L15 191V195L12 194L10 191L8 192L7 190H10V188H12ZM23 186V188H22ZM228 186V188H227ZM236 186V187H237ZM249 186V188L247 187ZM254 186L256 188H254ZM10 187V188H8ZM72 187V188H71ZM247 187V188H246ZM251 187V188H250ZM22 188V189H21ZM223 188V189H222ZM230 188V189H229ZM7 189V190H6ZM56 190V191H55ZM58 190V191H57ZM227 190V191H226ZM247 190V191H246ZM226 193H224V192ZM258 191V192H257ZM21 192V193H20ZM56 192V193H55ZM247 194H246V193ZM255 192V193H254ZM17 193V194H16ZM243 193V194H242ZM252 193V195H251ZM259 193V194H258ZM12 194V195H11ZM21 194V195H20ZM59 194V195H58ZM223 194V195H221ZM230 196H229V195ZM238 194V195H237ZM256 194V195H254ZM17 195V196H16ZM219 195V197H218ZM221 195V196H220ZM228 195V196H226ZM9 196L11 197L9 199ZM16 196V197H14ZM217 196V197H216ZM233 196V197H232ZM225 197V198H224ZM58 198V199H57ZM221 198L224 200H221ZM229 199V200H228ZM231 199V200H230ZM228 200V201H227ZM58 201V202H57ZM223 201V202H222ZM227 201V203L225 202ZM223 204H222V203ZM225 202V204H224ZM80 203V204H81ZM196 203V204H195ZM203 203V204H202ZM205 203V204H204ZM219 203V204H217ZM209 204V205H208ZM221 204V205H220ZM52 205V206H51ZM58 205V206H57ZM201 205V206H200ZM207 207H206V206ZM214 205V207H213ZM85 206V207H84ZM197 206V207H196ZM55 209H54V208ZM179 207V208H178ZM183 209H182V208ZM185 207V208H184ZM199 207V208H198ZM205 207V208H204ZM53 208V209H52ZM61 208V210H60ZM65 208V209H64ZM87 208V209H86ZM182 210H181V209ZM193 208V209H192ZM207 208V209H206ZM217 208V210H216ZM219 208L220 210L222 209L224 211V213L222 212V214L220 215L219 213ZM228 208V209H227ZM49 209V210H48ZM58 209V210H57ZM64 209V210H62ZM69 209V210H67ZM185 209V210H184ZM202 211V213L200 214V210ZM205 209V211H204ZM227 209V210H225ZM176 210V211H175ZM232 210V211H231ZM69 211V212H68ZM185 211V213L183 212ZM187 211V213H186ZM218 211V212H217ZM68 212V213H67ZM91 212V213H89ZM176 212H178L179 214H177ZM181 212V213H180ZM216 212V213H215ZM236 212V211H235ZM62 213V214H61ZM89 214V215H86V214ZM175 213V214H174ZM192 213V214H191ZM196 213V214H195ZM199 213V214H198ZM218 213V214H217ZM64 214V216H63ZM66 214V215H65ZM69 214V215H68ZM73 214V216H72ZM75 214V215H74ZM85 214V215H84ZM167 214V216H166ZM170 214V215H169ZM172 214V215H171ZM182 214V216H181ZM198 214V215H197ZM54 215V216H53ZM60 217H59V216ZM64 217L62 218L61 217ZM82 215V216H80ZM169 215V216H168ZM177 215V216H176ZM194 215V216H193ZM196 215V216H195ZM203 215V216H201ZM219 215V216H218ZM225 215V216H224ZM56 216V218H55ZM58 216V217H57ZM65 216L69 217L67 218L66 220L65 219ZM83 216H85L84 218L86 219H83L82 221V218ZM88 216V217H86ZM167 218H166V217ZM171 216V217H170ZM176 216V217H175ZM201 216V217H200ZM54 217V218H53ZM80 217V218H79ZM90 217V218H89ZM188 217V218H187ZM197 217V218H196ZM198 217L202 218L201 219V223L199 222L200 221V218L198 219ZM216 217H219V218H216ZM61 218V220H60ZM89 218V219H88ZM95 218H96V221H95ZM205 218V219H204ZM222 218V219H221ZM232 218V219H231ZM54 219V220H53ZM63 219V220H62ZM72 221H71V220ZM74 219V220H73ZM98 219V220H97ZM103 219V218H101ZM176 219V220H174ZM180 219V220H179ZM214 219V220H213ZM231 219V220H230ZM70 220V221H69ZM79 220V221H78ZM81 220V221H80ZM85 220V221H84ZM179 220V221H178ZM198 220V221H197ZM74 221V222H73ZM194 221V222H193ZM214 223H213V222ZM227 221V222H226ZM8 222V223H6ZM58 222V223H57ZM73 222V223H72ZM77 222V223H76ZM83 222V223H81ZM95 222V223H94ZM91 223V224H92ZM168 223V224H167ZM180 223V225L178 226L177 224ZM181 223H182V226H181ZM196 223V224H195ZM224 223V224H223ZM10 224V225H8ZM13 224V225H12ZM70 224H73L71 225L72 228H70ZM80 226H79V225ZM83 224V225H82ZM174 224V225H173ZM187 224V225H186ZM199 224V225H197ZM203 224H208L207 226L206 225H203ZM167 225V226H166ZM196 226V227H189V226ZM202 225V226H201ZM226 227H225V226ZM10 226V227H8ZM66 229H65V227ZM76 226V227H75ZM79 226V228H78ZM175 226V227H173ZM178 226V227H177ZM207 227V229L204 228ZM69 227V228H68ZM168 227V228H167ZM180 227V229H179ZM200 227V229H199ZM209 227V228H208ZM89 228V227H87ZM102 228H106V226H102ZM172 228V229H171ZM176 228V229H175ZM185 229L188 230L186 231V234L185 235V231L182 230V229ZM202 228V229H201ZM75 229V230H74ZM210 229V230H209ZM216 229V230H215ZM223 229V230H222ZM79 230V231H78ZM83 230V231H82ZM95 230V229H94ZM167 230V231H166ZM171 230V231H170ZM175 230V231H174ZM183 231V232H179V231ZM191 230V231H190ZM78 234H77V232ZM134 231V232H133ZM166 231V232H165ZM82 232V233H81ZM98 232V233H99ZM165 232V234H164ZM170 232V233H168ZM17 233V234H15ZM84 233V234H83ZM184 233L183 236L181 237V234ZM193 233V234H192ZM210 235H209V234ZM216 233V234H215ZM221 233V234H220ZM223 233V234H222ZM12 234V235H11ZM15 236H14V235ZM22 234V235H21ZM107 234V235H106ZM135 234V235H134ZM156 234V235H155ZM160 234V236H159ZM163 234V235H162ZM171 236H170V235ZM78 235V236H77ZM108 235H111V236H108ZM150 235V236H149ZM151 235H154V236H151ZM162 235V236H161ZM176 235V237H175ZM180 235V237H178ZM193 235V236H192ZM14 236V237H13ZM74 236V237H73ZM76 236V238H75ZM95 236V235H94ZM99 236V237H97ZM114 236V238L112 237ZM141 236H144L146 239L144 241V238L141 237ZM156 236H158L159 238H157ZM169 236V237H168ZM216 236L219 238H216ZM223 236V237H222ZM17 237V238H16ZM81 237V238H80ZM109 237V238H107ZM112 237V238H111ZM153 237V238H152ZM170 237H173V238H170ZM221 237V238H220ZM13 238V239H12ZM15 238V239H14ZM79 238V239H78ZM91 240H90V239ZM110 238L113 240H110ZM119 238V239H118ZM157 238V239H156ZM179 238V239H178ZM72 239V240H71ZM104 241L102 243L103 247H101V240ZM104 239V240H103ZM107 239L108 243L105 241ZM175 239V240H173ZM224 239V238H223ZM100 242H99V241ZM166 240H169V241H166ZM181 242H180V241ZM76 241V242H75ZM81 241V242H80ZM87 241V242H86ZM93 243H92V242ZM111 241V242H110ZM116 241H118L116 243ZM75 242V243H74ZM80 242V243H79ZM96 242H98L97 244H95ZM106 242V243H105ZM110 242V243H109ZM113 242V243H112ZM150 242V243H149ZM153 244H152V243ZM72 243V244H71ZM79 243V244H78ZM87 243V244H86ZM92 243V245H91ZM100 243V244H99ZM181 243V244H180ZM77 244V245H76ZM81 244V245H80ZM96 247H95V245ZM106 244V245H105ZM109 244V245H108ZM117 244L118 246L121 244V246H119V249L117 247ZM183 244V245H182ZM14 245V246H13ZM75 245V246H73ZM90 245V246H89ZM98 245H101V246H98ZM153 245V246H152ZM180 245V246H179ZM79 246V247H78ZM86 246V247H85ZM104 246H109L106 249H108V253L106 251H103L104 249ZM136 247V245H133L132 247ZM148 246V247H146ZM84 249H83V248ZM113 247V248H112ZM116 247V248H114ZM131 247V246H130ZM129 246H127V248H129V252L132 251V249H130ZM131 247V248H132ZM133 248V252L132 253V257L133 258H130L131 260L129 261H126V262H117L118 264H143V253L140 251H142V249H138V248ZM143 247V248H144ZM83 250H81V249ZM91 249V251L89 250L88 252L87 249ZM97 250V252L94 250ZM101 249L99 251V249ZM122 248V249H121ZM126 248V249H127ZM9 249V250H8ZM19 249V250H18ZM110 249V250H109ZM112 249V250H111ZM115 249L116 250H119L118 251V255H114L113 253L117 254L115 252ZM135 249V250H134ZM79 250V252H78ZM81 250V252H80ZM121 250V251H120ZM128 250V249H127ZM140 250V251H139ZM84 251L87 253L85 255ZM96 253H95V252ZM102 251V252H101ZM112 251V253H111ZM114 251V252H113ZM135 251V253H134ZM136 251L138 252L137 255H136ZM94 252V253H92ZM125 252V251H124ZM177 252V251H176ZM99 253V254H98ZM101 253V254H100ZM104 253V254H103ZM135 255H134V254ZM80 254H82L83 256H81ZM90 254V255H89ZM94 254H96L95 257ZM105 254H113L114 258L112 257L111 255V259L109 258L110 256H105ZM80 255V256H78ZM139 255V256H138ZM75 256V257H74ZM78 256V260L75 259L74 261V258H76ZM171 256V257H170ZM177 256V257H176ZM82 259H81V258ZM87 257V258H86ZM95 257V258H94ZM109 258L108 259H106ZM116 257V258H115ZM174 257V258H173ZM34 258V259H33ZM37 258V259H36ZM140 258V259H138ZM178 258V253L176 254H173V251L172 253L170 254L169 253V262L173 263L176 261V259ZM95 259V260H96ZM115 259V260H114ZM136 259V260H134ZM175 259V260H174ZM83 260V261H82ZM94 260V262H95ZM134 260V262H133ZM137 260H139L138 262H136ZM174 260V261H173ZM30 261V262H29ZM73 261L75 263H73ZM80 261V262H79ZM111 262V264H112ZM115 263V264H117ZM95 264V263H94ZM114 264V263H113ZM145 264V263H144ZM167 264V263H166Z\"/></svg>",
	"mask_w": 264,
	"mask_h": 264
}]
</instances>
